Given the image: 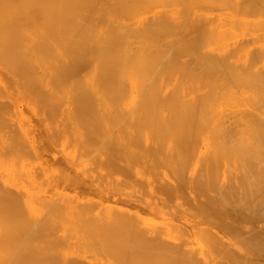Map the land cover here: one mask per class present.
I'll return each mask as SVG.
<instances>
[{"label": "bare ground", "instance_id": "obj_1", "mask_svg": "<svg viewBox=\"0 0 264 264\" xmlns=\"http://www.w3.org/2000/svg\"><path fill=\"white\" fill-rule=\"evenodd\" d=\"M126 1V0H125ZM138 2H139V0H137ZM141 1H145V0H141ZM149 1V6L147 5V7H149V9L151 8H153V6L151 7V5L154 3L153 1H150V0H148ZM147 1V2H148ZM154 1H156V0H154ZM164 1V0H163ZM168 1V0H167ZM167 1L165 2V3H167ZM210 1V0H209ZM216 1V0H215ZM221 1V0H220ZM59 2H61V13L59 14V16L60 15H62V18H60V20H62L63 21V23L64 22H67V21H70L71 22V20H75V17H76V12H77V15L78 16H80L79 17V19L81 20H83V18L82 17H84V22L82 21H79V22H81V24H78V26L80 27L81 26V28L83 29V28H85L86 29V27L88 28V29H86L87 31L89 30V32L91 33V30L92 31H97V30H95V27H96V29H99V28H97L98 27V25H99V27H100V33L102 34V32L103 33H106L105 35H103V36H101V34L99 33V32H93V33H91V36L90 35H88V32L85 30V29H83V30H85L84 32H83V34H82V32H80V30H81V28H79L80 30H79V32H78V29H76L77 30V32L79 33V34H76V31H74V30H71L69 33H68V29L66 30L65 28H66V26H63V25H61V24H63V23H61L60 25H61V28H59L58 27V15H57V13H58V10H57V4H58V0H0V104L2 103H6V105L5 106H3L2 104V106H1V108L3 107V111H4V107H6L7 106V104L9 105H14V106H16V108L14 107V110H15V116L17 117V119L19 120V122H20V124L21 125H23L24 123H25V118L22 116V114H21V111L19 110V108H18V103H19V97H18V95H17V93L19 94V95H23L24 93H23V90L22 89H24V92H25V95H26V93H27V96L28 97H30L31 98V100L32 101H34V100H36V104L38 103V102H40V107L41 108H43V105H42V102H43V104H45L44 106H45V111L43 110V114H44V112H46V114L44 115L45 117H46V119L48 120V122L47 123H49V120H50V123H51V121H53L52 119H51V116H50V112H51V109H52V111H57L58 110V108L56 107V105L59 103H63V107H64V105H65V107L64 108H62L61 107V105H59L62 109H61V115H64V117L62 116L61 117V115L60 116H58V117H60V118H65L66 120H65V122L67 121V119L69 118V122H71V120H72V118H74V116H75V114L76 115H78L79 116V114L81 115H84V114H86V112H88V110H89V113L88 114H90V113H96V112H98V111H96V109L94 110V107L95 106H99V107H101V108H103L102 106H105V105H107L108 104V102H109V105L108 106H110V107H108V108H113V107H111V106H113V105H115V103L117 104V103H121V104H126V103H131L130 105H132V106H128V108L127 109H125V107H123L124 109H125V111H120V113H119V111H116V112H114V110H119V106H118V109L117 108H115V107H117V105H120V104H117L114 108H113V110L111 109H108V110H110V111H112V112H108V115H106V117H104V116H101V113H102V115H104V114H106V113H104L103 114V112H99V114L97 113V114H93L94 116H96L98 119H95V121H93V123L91 122V120H94V118L93 119H91L92 118V116H91V120H90V123H92V124H94V122H97L98 121V123H96L95 125H91V124H89L88 125V123H87V126L85 125L86 123L84 122L85 121V119H83L84 121V123L83 122H81L83 125L82 126H84L83 128H86V127H88V126H93L94 128H95V126H97V124L98 125H101L102 123L105 125V127L104 128H106L105 130H107V129H110V128H112L113 129V127L116 125L115 123H117V122H121L122 120L121 119H119V118H116V116H118V117H120L119 115H116V114H120L121 115V113H122V116H124V114H127V112L126 111H131V113L133 112V117H131L130 119H129V114H130V112H128V116H127V120L126 119H124L125 121H128V122H130V123H128V122H126V123H124V120H123V122H121L120 123V128L121 129H119L118 130V127H117V129L116 128H114V129H116L117 130V133L120 131V130H122V131H120L121 133H124V132H129V136H130V138L132 137V133H135V132H137V131H135V130H138V127L140 128L141 127V125H137V124H139V123H142V121H143V123H144V120H148L149 122L150 121H152V117H154V116H157V118H159V119H157V121L158 120H161V122H163L164 120H165V122H166V120H167V123L169 124L170 122H168L169 121V118H171L170 119V121L172 120V118H173V123H175V121H174V119H176L177 120V125L179 124V126L180 125H182L183 123L182 122H184V125H186L188 122H186L187 120L188 121H190V120H192V121H199V119L200 118H202V120L204 121V120H206V119H204V118H207V120H209V119H211V122H212V118L214 117V120H216L217 118H216V116H217V110H216V107H217V105H216V103H219V101H227V100H231V101H236L237 100V102H239L238 100H240V102H244V100L243 99H245V101H252L253 100V98H254V100L256 99L255 97H260V98H257L258 100L260 99V100H264V44H260V45H258L257 46V44L258 43H260V41L262 42V41H264V38H263V33H261L262 31H264V27H262V26H264V23H262V22H264L262 19V21L259 19V20H257L256 19V22H255V15H256V17L258 16L259 17V15L262 13V15L261 16H264V0H233V2L234 3H232V0H231V2H229V4H230V8H235V10H234V8H233V10L234 11H237V13H234V15H236V14H239V12H240V14H242V15H246V13H247V15H248V13H249V15H248V17L250 18L251 16H254L253 17V20H251V19H247L248 21H247V23H248V26H251V29H254L255 27H258L261 23H262V25H260L259 26V28H257L259 31H260V29H262L263 28V30L262 31H257V29L255 28L254 30H252L253 32H255V31H257V32H259V36L262 34V38H261V36H260V38L262 39V40H256V37L253 39V37H252V39H253V41H252V39H249L250 41H251V43H253L254 41H256V42H254V43H256V45H254L253 47H250L249 46V42L246 40V39H248V38H251V37H248V38H245V39H243V35H244V33H238V34H235V33H233L232 35H231V31H229L230 33V35L232 36V38H231V36H228L227 37V35L228 34H225L226 36V38H222V36H221V34H220V36H217L216 34H218L217 32L215 33V35L217 36L216 38H215V36H213V34L209 37L208 35V37L209 38H211V40H210V42L208 41L209 40V38H206L207 36L206 35H203V36H205V38L206 39H208L207 41H208V44H207V42L206 41H204V40H206L204 37V39L202 38V36L201 37H198V38H202V40H195L196 38L194 37H192V38H185V37H179V38H175L176 36H174V37H172V36H168L167 34H166V32H165V34L167 35V36H164L165 38H162L161 37V35L163 36L164 35V31H167L168 32V30H174L173 29V25H172V27H170L171 26V24H174V22L172 21V18L173 17H167L168 16V14H165L166 13V11H165V13L163 14V13H161V14H158L159 13V11L158 12H155V14L154 15H152V17L153 16H155V17H151V15L150 16H144V18H143V20H142V18L141 19H138V24H136L135 26H132L134 23H131L132 22V20H133V18L131 17V16H129L130 14H132L133 13V10L135 9H137V8H134L133 6H136L135 5V2H133L134 4H133V6H132V2L130 1L129 2V0H127V3L124 5V0H121V2H123L122 3V5H121V2L119 3L118 2V0H115V2H113V0H61V1H59ZM117 2V3H116ZM150 2H153V3H150ZM171 2V1H170ZM181 2V1H180ZM213 3H214V0L212 1ZM224 2H227L228 3V0L227 1H225L224 0ZM113 3V4H112ZM114 3L116 4L115 6H117V4H118V7H116L117 9H115V8H113L112 7V5L114 6ZM146 3V2H145ZM165 3H162L163 5L165 4ZM172 3V2H171ZM185 3V2H184ZM127 4L128 5H130V6H132L133 7V10H129V9H131V7L130 6H127ZM168 4V3H167ZM174 4V3H173ZM172 4V5H173ZM182 4V3H181ZM207 4V3H206ZM221 4V3H220ZM225 4V3H224ZM233 4V5H232ZM156 5H157V3H155V7H156ZM163 5H161V6H163ZM166 5V4H165ZM168 5H170V4H168ZM167 5V6H168ZM175 5V4H174ZM177 5H179V4H177ZM194 5H195V3H194ZM198 5V4H197ZM205 5V4H204ZM114 6V7H115ZM126 6V7H125ZM145 6V5H144ZM144 6H142V7H144ZM183 6V5H182ZM211 6H213V5H211ZM233 6V7H232ZM120 7H122L123 9L124 8H126V9H124V10H126V11H128V13H126V12H120V11H122V8L120 9ZM136 7H138V6H136ZM146 7V8H147ZM159 7V6H158ZM220 7H222V6H220ZM223 7H225V6H223ZM173 8H174V6H173ZM172 8V9H173ZM186 8V7H185ZM210 8V7H209ZM229 8V9H230ZM74 9V10H73ZM141 9V8H140ZM187 9V8H186ZM199 9V8H198ZM60 10V9H59ZM116 10H118V11H116ZM120 10V11H119ZM146 10V9H145ZM145 10H143L142 9V12L143 11H145ZM167 10V9H166ZM176 10H178V8L177 9H175V11ZM180 10H181V8H180ZM183 10V9H182ZM75 11V17L74 16H72L73 18H70L69 20H68V15H70L69 17H71V12L73 13ZM131 11V13L129 14V12ZM141 11V10H140ZM168 11V10H167ZM185 11V10H184ZM209 11V10H208ZM233 11V12H234ZM118 12V13H117ZM120 12V13H119ZM148 12V11H147ZM161 12V11H160ZM186 12H188V11H186ZM100 14V15H98V14ZM129 14L128 16L129 17H131V18H129L128 16H125L126 14ZM134 13H136L137 15H139L141 12H134ZM134 13H133V16H134V18H135V16H137V15H134ZM146 13V11L144 12V14ZM156 13H157V15H156ZM177 13H179L178 11L176 12V14ZM182 13V12H181ZM180 13V14H181ZM188 13H190V12H188ZM119 14H120V18H118L119 17ZM142 14V13H141ZM171 14V13H170ZM227 14V13H226ZM251 14V15H250ZM258 14V15H257ZM123 15V16H122ZM179 15V14H178ZM188 15V14H187ZM198 15V14H197ZM232 15V14H231ZM242 15H241V17H242ZM77 16V17H78ZM176 16V15H175ZM191 16V15H190ZM237 16V15H236ZM122 17H125V19L123 18V21H122ZM127 17V18H126ZM199 17V16H198ZM244 17V16H243ZM246 17V16H245ZM247 17V18H248ZM86 18H87V22L88 23H90V21L92 22V24H91V26H90V24L88 25L87 24V22H86ZM88 18H90L89 20H88ZM170 18V19H169ZM65 19H67V20H65ZM77 19V18H76ZM79 19H77V21L79 20ZM119 19H121V20H119ZM176 18L174 17V19L173 20H175ZM185 19V18H184ZM197 19V18H196ZM126 20V21H125ZM128 20H131V22H128V24L130 23V25H128V24H125ZM139 20H141V21H139ZM191 20V19H190ZM199 20H200V18H199ZM239 20V19H238ZM251 20V21H250ZM72 21V22H73ZM77 21H75V22H77ZM180 21V20H179ZM187 21V20H186ZM210 21V20H209ZM243 21V20H242ZM241 20H240V24H241V22H242ZM245 21V20H244ZM243 21V22H244ZM260 21V22H259ZM70 22H68V23H66L67 25L68 24H70ZM78 22V23H79ZM123 22V23H122ZM125 22V23H124ZM173 22V23H172ZM175 22H177V21H175ZM181 22H183L184 23V20L183 21H181ZM180 22V23H181ZM188 22V21H187ZM186 22V23H187ZM229 22V21H228ZM235 22H237L236 20L235 21H232L231 20V27H233V25H235ZM238 22L236 23V24H238ZM246 22V21H245ZM244 22V24L246 25V23ZM87 25H86V24ZM179 23V22H178ZM177 23V24H178ZM213 23V22H212ZM257 23H260L258 26H255V24H257ZM65 24V25H66ZM73 24H74V22H73ZM76 24V23H75ZM82 24H85L86 25V27H85V25H83V27H82ZM238 25V27L239 28H242V30L245 28V29H249V30H251L250 29V27H248L247 25H246V27H244L243 28V26H244V24L242 25V27H241V25ZM71 25V24H70ZM94 27H93V26ZM170 25V26H169ZM175 26H176V23L174 24ZM180 25V24H179ZM178 25V26H179ZM187 25V24H186ZM191 25V24H190ZM225 25V24H224ZM229 25V24H228ZM252 25L253 26H255V27H253L252 28ZM72 26V25H71ZM75 26V25H74ZM73 26V27H74ZM166 26H169V27H167V28H164V27H166ZM174 26V27H175ZM182 26V25H181ZM181 26H179V27H181ZM230 26V25H229ZM76 27H77V24H76ZM75 27V28H76ZM89 27H90V29H89ZM92 27V28H91ZM221 27V26H220ZM223 27V26H222ZM234 27H236V26H234ZM261 27V28H260ZM71 29H73L72 27H70ZM74 28V29H75ZM176 28H177V26H176ZM103 29V30H102ZM168 29V30H167ZM232 29V28H231ZM235 29H237V27L235 28ZM234 29V30H235ZM82 30V31H83ZM163 30V34L161 33L160 34V36L158 35H156V32H161ZM171 30H170V32H171ZM176 30V29H175ZM177 30H178V28H177ZM203 30V29H202ZM226 30V29H225ZM75 33H74V32ZM201 31V30H200ZM223 31V30H222ZM236 31V30H235ZM238 31V30H237ZM239 31H241V30H239ZM252 31H251V33H252ZM72 32L74 33V34H76V35H74V34H72ZM86 32V34H84ZM158 32V33H159ZM170 32H168V33H170ZM203 32V31H202ZM250 32V31H249ZM89 33V34H90ZM97 33H99L100 34V37L98 36L97 38H95L94 36H96V34ZM110 33V35H108V34ZM153 33H155V35H151V34H153ZM157 33V34H158ZM214 33V32H213ZM222 33V32H221ZM226 33V32H225ZM247 33V32H246ZM82 35V36H80V38L78 37V38H76V37H74V36H79V35ZM92 34H94V35H92ZM171 34V33H170ZM199 34V33H198ZM203 34V33H202ZM224 34V33H223ZM248 34V33H247ZM73 35V36H72ZM88 35V36H87ZM236 35H238V36H236ZM255 35H257V34H255ZM86 36H87V38H89V36H90V38L88 39V41L86 40ZM192 36H194V35H192ZM196 36V35H195ZM74 37V38H73ZM82 37V38H81ZM169 37H170V39H169ZM172 37V38H171ZM220 37V38H219ZM85 38V39H84ZM93 38H95V39H93ZM197 38V39H198ZM253 43V44H254ZM205 47H207V48H205ZM203 49V48H205L204 50H201V49ZM198 49H200L201 51H199ZM101 86L102 88H100L99 86ZM37 86H38V88H37ZM98 86V87H97ZM98 88H100V89H98ZM250 88H251V90H250ZM255 89V91L253 90V89ZM26 89V90H25ZM249 89V90H248ZM20 90V92L22 93V94H20L18 91ZM253 90V91H252ZM25 95H24V98H25ZM29 98V99H30ZM247 98H248V100H247ZM22 99V98H21ZM34 99V100H33ZM250 99H252V100H250ZM27 100V99H26ZM116 100V102H114ZM21 101V100H20ZM31 101V102H32ZM100 101H102L101 102V104L102 105H100ZM104 101H105V103H104ZM118 101V102H117ZM96 104H95V103ZM112 102V103H111ZM25 103V102H24ZM35 103V102H34ZM87 104V103H93V105H95V106H93V111L94 112H90V110L92 111V106H91V104H90V106L91 107H89V109L88 110H85V106L86 105H84V104ZM51 105V107L53 106L52 104H55L51 109H50V105ZM76 106H75V105ZM88 104V105H89ZM98 104V105H97ZM104 104V105H103ZM10 105L7 107V109L9 110V108H10ZM32 105H34V104H32ZM47 105V106H46ZM87 105V106H88ZM36 106V105H35ZM121 106V105H120ZM20 107V106H19ZM27 107V106H26ZM37 107V106H36ZM40 107H38V108H40ZM85 107V108H84ZM107 107H105V108H107ZM122 107V106H121ZM129 107H132V108H129ZM47 108L48 109H50V110H47ZM54 108H55V110H54ZM100 108V109H101ZM6 109V108H5ZM35 109V108H34ZM60 109V108H59ZM87 109V108H86ZM121 110H122V108H120ZM1 111L0 112H3L2 111V109H0ZM14 110H12V107H11V111L13 112ZM37 110V109H36ZM42 111V110H41ZM41 111H40V114H41ZM50 111V112H49ZM96 111V112H95ZM106 111H107V109H106ZM238 111H239V109H238ZM10 112V111H9ZM8 112V113H9ZM35 112V111H34ZM48 112H49V114H48ZM113 112L114 113H116V114H113ZM125 112V113H124ZM8 113H6L5 111H4V113H1L3 116H4V114H8ZM27 113V112H26ZM52 113V112H51ZM66 113H68V115L70 114V116L68 117V115L65 117V115H66ZM109 113H111V114H109ZM216 113V115H214ZM13 114V113H12ZM58 114H60V113H58ZM72 114H74V116L72 115ZM134 114H137V115H135L136 116V118H138L137 116L138 115H140L141 117L142 116H144L143 118H141V117H139L138 119H143V120H133V118H134ZM9 115H11V114H9ZM36 115V114H35ZM52 115V118L54 117V119H56V117L55 116H53V114H51ZM55 115V114H54ZM73 117H72V116ZM81 115V116H82ZM114 115V116H113ZM131 115V114H130ZM1 116V115H0ZM30 116H31V114H30ZM33 116V115H32ZM38 116V115H37ZM48 116H50V119H48L47 117ZM86 116H87V114H86ZM89 117H90V115H88ZM109 116V118H107ZM110 116H112V119H111V117ZM146 116L147 117H149V119H147L146 118ZM57 117V118H58ZM68 117V118H67ZM70 117H72L71 119H70ZM85 117V116H84ZM116 119H119V121L117 120V121H114V120H116ZM2 118V117H1ZM5 118V117H4ZM31 118V117H30ZM59 118V120H61ZM108 120V121H110V122H108V125H106L105 123H104V121L103 120H106V119ZM125 118V117H124ZM152 118V119H151ZM163 120H162V119ZM165 118V119H164ZM166 118H168V119H166ZM76 119V118H75ZM78 119H80V117L78 118ZM77 119V120H78ZM89 119V118H88ZM88 119H86V121L88 120ZM99 119H102V121L100 120V122H99ZM129 119V120H128ZM1 120V119H0ZM10 120H12V119H10ZM27 120V119H26ZM44 120V119H43ZM42 120V121H43ZM76 120V121H77ZM106 120V121H107ZM111 120H112V122L115 124V125H111L112 124V122H111ZM121 120V121H120ZM130 120H133V122H138L139 121V123H134L136 126H138L136 129L133 127H131L130 125H134L133 124V122L132 121H130ZM154 120L155 121H153V123L154 122H156V117L154 118ZM179 120H183L182 122H180ZM206 120V121H207ZM4 121V120H3ZM6 121H8V119L6 120ZM29 121V120H28ZM62 121V120H61ZM66 122L67 124H65V126H67V125H69L70 123L69 122ZM75 120H74V123L76 122ZM81 121V120H80ZM105 121V122H106ZM172 121H171V125L173 124L172 123ZM178 121L181 123H178ZM194 121V122H195ZM203 121H201L200 120V128L201 127H203V126H201L202 125V122ZM5 122V121H4ZM36 122H38V121H35V123ZM44 122V121H43ZM56 122V121H55ZM63 123H64V119H63V121H62ZM79 122V121H78ZM132 122V123H131ZM160 122V121H159ZM191 122V121H190ZM188 123L187 125H188V127H190V129H191V125H192V123L194 124V122H192V123ZM210 122V123H211ZM215 123H216V121H214ZM3 123V122H2ZM7 123V122H6ZM13 123H14V120H13ZM12 123V124H13ZM34 123V124H35ZM59 123H60V121H59ZM69 123V124H68ZM74 123L72 122V126L73 127H71V128H74ZM80 123V122H79ZM80 123V124H81ZM110 123V124H109ZM128 123V125L130 126L129 128L130 129H133L132 131H135V132H132L131 131V134H130V129L129 130H126V129H128L127 127H128V125H126ZM143 123H142V127L144 128L148 123L146 122V123H144V126H143ZM151 123V124H150ZM147 126V128H149L150 129V132L147 130H145L146 131V136L148 135H151L152 134V132H154V129H153V127L151 126V125H154V127H155V123L153 124L152 122H150ZM158 122H156V124H157ZM176 123L175 124H173L174 125V129H176L177 128V125H176ZM199 123H196L197 125H199ZM42 124V123H41ZM55 125V123H53L52 122V125ZM78 124V123H77ZM76 124V125H77ZM77 125V126H75V129H76V127L77 128H79L80 127V129H79V131L81 130V128H82V126L81 125ZM123 124H125V126H126V128H125V126L123 125ZM164 124V122L163 123H161V127H159V128H157V127H155V129L157 130V129H159V133H160V131L162 130L161 128L164 126L163 125ZM166 124V123H165ZM195 124V125H196ZM205 124V123H204ZM207 124V123H206ZM205 124V125H206ZM217 124L218 123H216L215 125H211L212 127H210V124H208L209 125V127L211 128L210 130H212V133H215L216 132V128H217ZM8 125V124H7ZM62 125V124H61ZM119 125V123H117V125L116 126H118ZM121 125H123V126H121ZM149 125L152 127V129H151V127H149ZM158 125V124H157ZM176 125V126H175ZM186 125V126H187ZM194 125V126H195ZM205 125H204V127H205ZM207 125V126H208ZM234 124H232V127H231V124L229 123V124H223V126H221L222 127V129H220V128H218V131H219V129H220V132L222 133V132H224L225 134H227V132H231L232 133V129H234V131L235 130H237L238 128H240V127H235V125L233 126ZM13 126L14 127H16V125H15V123L13 124ZM24 126V125H23ZM27 126V125H26ZM65 126H61V127H63L62 129H60L58 126H55V127H57L56 128V130H59L60 129V131H58L59 133H57V136H58V134H60V133H62L61 131H63V129H64V133L65 132H69L68 130H66L67 128H69L70 127V125H69V127H65ZM102 126L103 125H101V127L100 128H102ZM107 126H112V127H108L107 128ZM115 126V127H116ZM166 126H167V124H166ZM178 126V127H179ZM193 126V125H192ZM206 126V127H207ZM219 126V125H218ZM237 126H239V124L237 125ZM245 126V125H244ZM242 127V131H246L247 130V128H249V129H254L253 127H250V125H249V127L246 125L245 127H247V128H245V127ZM8 127H10V126H8ZM42 127V126H41ZM122 127H123V129H124V131H123V129H122ZM165 127V126H164ZM168 128H169V126H167ZM171 127L173 128V126H170V128L168 129V130H170L171 129ZM184 127V126H183ZM196 127V126H195ZM205 127V129L206 130H208L207 128ZM17 128V127H16ZM27 128V127H26ZM90 128V127H89ZM92 128V127H91ZM91 128L89 129L90 131H91V133H92V130L94 129H92L91 130ZM99 127H97V129H98ZM180 128H182V127H180ZM193 128V127H192ZM198 128H199V126H198ZM199 128V129H200ZM237 128V129H236ZM244 128V129H243ZM9 129H12V128H9ZM29 129H31V128H29ZM28 129V130H29ZM43 129V127L40 129V132H41V130ZM88 129V128H87ZM97 129H96V132L94 131V133H92V134H96L97 133ZM114 129L113 130H111L112 132H115L114 131ZM161 129V130H160ZM165 129V130H164ZM173 129V130H174ZM184 130L186 129V127L185 128H183ZM195 129V128H194ZM246 129V130H245ZM248 129V130H249ZM257 129H260V130H263L264 131V127L263 126H259V127H257ZM17 131L19 130L18 128L16 129ZM16 130H15V132H16ZM66 130V131H65ZM74 131V135L76 136V135H78V133H76L75 134V131H77L78 129H76V130H74V129H71V131ZM86 130V129H85ZM84 129H83V131L85 132H83V134H82V132H79L80 134H82L83 136H82V138L84 137V134H86V131H85ZM95 130V129H94ZM103 132L102 133H105L104 131L105 130H103V129H101ZM101 130L100 131H98V136H99V134L101 133ZM153 130V131H152ZM167 129L166 128H163V131H165L166 132V138H167V136L169 137V135L171 136V137H169V141H170V138H175V137H177V136H179V132H178V130H179V128H178V130L176 131L175 130V132H178L177 134L176 133H171V132H168L167 133V131H166ZM172 130V131H173ZM184 130H183V133H184V135H185V132H184ZM187 130V129H186ZM189 130V129H188ZM188 130H187V132H188ZM193 130V129H192ZM192 130H189V133L192 131ZM201 130H203L202 131V133L204 134L206 131L204 130V129H201ZM201 130L199 131V130H197L199 133H201ZM210 130L208 131V132H210ZM256 130V129H255ZM11 131H13V129L12 130H8V128H6V126L4 127L2 124H0V132H2L3 133V140L2 141H0V142H2V146H3V148H5V149H3L4 151L6 150V148L7 149H9L8 147H10V146H8V142H9V140L11 141L13 138H11L10 139V136H9V133L10 134H12L13 132H11ZM33 131V130H32ZM31 131V132H32ZM108 131V130H107ZM110 131V130H109ZM139 132L141 131L142 133H144L143 131H144V129L142 130V129H139L138 130ZM179 131H181V129L179 130ZM205 131V132H204ZM233 131V132H234ZM239 131V130H238ZM252 131V130H251ZM254 131V130H253ZM258 131V130H257ZM14 132V133H15ZM155 132H157V131H155ZM155 132L153 133L154 135H155ZM174 132V131H173ZM195 132V131H194ZM192 133V134H195V133ZM207 132V134L209 135V133ZM240 132V131H239ZM12 134V135H20L21 136V132H20V134H19V131L16 133V134ZM39 133V132H38ZM63 133V134H64ZM72 133V132H71ZM100 134L101 135V137H100V139H103L104 137H102V136H104L103 134ZM106 133H108V132H106ZM116 133V134H117ZM142 133H137V134H133L135 137H138L139 139H136L135 138V140H141L140 141V146H141V144H142V146H143V136H140ZM147 133H149V134H147ZM151 133V134H150ZM158 132L156 133L157 134V136H158V134H159ZM164 132H161V135L163 134ZM171 133V134H170ZM198 133V138L195 136V135H192V137L193 138H197V141L199 140L200 141V139H199V135H201V134H199ZM236 133H238L237 131H236ZM247 133V134H246ZM249 133H251L250 132V130H249ZM247 131L244 133V135L246 134L247 136H248V134H249ZM260 133V132H259ZM63 134H61V136H63ZM66 134V133H65ZM88 134V133H87ZM90 134V133H89ZM92 134H90L91 136H93ZM96 134V135H97ZM111 134V133H110ZM113 135H115V137L114 136H112V135H109L108 136V138H109V141L107 140V142H111V144L113 143V140H114V143H116L115 141H117V139H120V137H121V135L122 136H125L126 137V133H125V135L124 134H119V137H117L116 136V134H114V133H112ZM128 134V133H127ZM138 134H140L139 136H137ZM152 134V138H150L151 140L153 139V141H154V137L156 136H154ZM169 134V135H168ZM172 134H174V136H172ZM181 134V133H180ZM188 133H186V135H187ZM220 134V133H219ZM230 134V133H229ZM235 134V133H234ZM233 134V135H234ZM242 134V133H241ZM16 135V137H19V136H17ZM47 135V134H46ZM52 135L54 136V140H58V137L55 135V134H53V132H52ZM68 135V137H70L69 136V133H67L66 134V136ZM90 135H88L87 136V138L88 137H90ZM95 135V137L93 138V139H95V140H93V145L94 146H96V147H99L98 148V151H97V149H91V148H93V147H91V148H88L89 147V145H91L92 144V142H88V139H83V141L84 142H86V140H87V144H85V145H88V143H89V145H88V147H85V145H83V147H85L84 149H80L81 151H83L84 150V152L86 151V148H88L87 150L89 151L90 149L92 150V151H94L93 153L91 152V150L89 151V152H87V154H89V155H87L86 154V152L85 153H83V152H81V154H82V159L84 158V161L85 160H87L86 158V156H88V159H89V157H90V155L91 154H93V155H91V161H92V159L94 158V156L96 157V156H99L100 157V155L99 154H104L103 156V159L104 158H107L108 159V161H110V162H113V164H116L118 167H116V166H114L112 163H111V165H112V168H110L111 167V165H110V167H107L106 168V166H107V164L105 165L104 163H107L108 161L107 160H105L106 162H104L103 164L101 163V164H95L94 162H91L90 161V163L92 164H95L93 167H92V169H91V167H90V171L92 170V171H94L95 173H97L96 171H95V169H93L96 165L98 166V165H101V166H99L100 167V169L102 168V169H104V171L106 172V175L107 176H109V178L111 177L110 175H111V173H112V171H113V174H114V170H113V168L114 169H116V168H118L119 169V166L121 167V166H123L122 168L123 169H121L120 168V171L119 172H122V174L125 176V178L123 177V179H121L122 181L125 179V180H127L128 181V179H129V177H130V173H132L133 175H135V173L136 172H134V169H132L131 167H130V165L128 164L129 162L128 161H130L131 159L130 158H132L133 156L135 157V159L134 158H132L134 161V163H135V165H136V162H137V164H138V162H139V164L138 165H136V166H138L140 169L138 170L139 171V173H140V175H141V173L143 174V176H142V179H145L144 178V171H143V168H144V170H146L145 171V174H146V172H147V168H146V165L145 164H149L148 162H146V163H144L143 165H144V167H143V165H142V163H143V161H142V159H144V158H142V159H139V161H136V160H138V158H141V156L142 157H147V155L148 154H150V152L151 151H153V150H155L154 148H153V145H151V143H150V139H149V137H148V140H147V143H146V145L143 147L144 149L145 148H147L146 146H148L149 145V143H150V145L152 146V147H150V148H152V149H150L149 150V153L147 154V152L145 153V151L146 150H141L142 149V147L140 148L139 147V150H141L142 151V154H141V156H140V154H138V153H136V151L137 152H139L138 151V149H137V147H136V151H135V146L137 145L138 146V144H139V142L137 141H135L133 138L134 137H132V139L134 140V143L131 141V144H129L130 143V138H128L129 136L127 135V138L129 139H127L126 138V140L127 141H129L128 143H126V141H125V137H121V139L124 141V145H123V147L121 148V146H122V141L119 143V141L120 140H118L117 141V143H119V144H121V146H119V145H117V143L115 144V145H117V147L119 148H117L114 144V146L112 147V146H110L109 144V147H112V151L114 150V152H116V151H118V152H116L115 154H117V153H119L122 149L124 150V152H127L128 151V153H119L120 154V156H119V154H118V156L117 157H119V159L121 158V155H128V154H130L131 152L129 151V150H127L128 149V147H126V146H130V145H132V143L133 144H135L133 147V151H132V155L133 154H136V155H133L132 157H129V155L127 156V157H129V158H127L126 156H122L123 158L121 159V161L123 162L124 161V163H125V166H126V164L129 166V168H127L128 170L129 169H132V171H130V172H128L127 174H128V176H127V174L124 172L123 173V171H125V169H124V163H122V165H119V162H120V164H121V161H119V159H117V157H116V155L114 154L113 155V153H111V151H109V150H111L109 147H107L108 149V151L104 148V146H103V148L102 147H100L101 145H100V142H101V140H100V142L98 141L99 139H97L96 137H98V136H96ZM143 135V134H142ZM160 135V134H159ZM161 135H160V137H161ZM175 135H177V136H175ZM188 135H190V134H188ZM213 135V134H212ZM215 135H218V132H216L215 133ZM222 135H223V133H222ZM231 135V134H230ZM262 135H263V132H262ZM1 136V137H2ZM56 136V137H55ZM75 136L73 137L74 138V140H75V144L77 145L78 143H79V145L78 146H76V148L77 147H79L80 145H81V143H82V138L80 139L81 140V143L80 142H78L77 141V143H76V138H77V136H76V138H75ZM80 137H81V135H79ZM86 136V135H85ZM182 136H183V134H182ZM181 136V137H182ZM202 137H203V135H201ZM211 136V135H210ZM221 136V135H220ZM239 136H241L240 135V133H239ZM239 136H237L238 137V139H239ZM252 136V135H251ZM14 137V136H13ZM47 137H49V136H47ZM52 137V136H51ZM65 137V136H64ZM115 139H114V138ZM142 139H141V138ZM159 137V136H158ZM163 137H164V134H163ZM163 137L162 138H157V140H160V139H162V140H165V139H163ZM181 137H179V139L181 138ZM185 137V136H184ZM190 137V139H191V136H188V138ZM213 137H215L214 135L212 136V138ZM219 137V136H218ZM223 137V136H222ZM221 137V138H222ZM227 137H229L230 138V136L228 135ZM237 137H235L236 139H237ZM264 137V136H263ZM22 138V137H21ZM29 138V137H28ZM59 138H60V135H59ZM66 138V137H65ZM79 138V137H78ZM84 138H86V137H84ZM92 138L90 137V140H92ZM99 138V137H98ZM106 138H107V135H106ZM105 138V139H106ZM107 138V139H108ZM117 138V139H116ZM174 138L171 140L172 142L171 143H173V140H174ZM183 138V137H182ZM185 138H187V137H185ZM192 138V139H193ZM203 138H207V139H209V137L207 136V135H205V137H203ZM203 138H201V139H203ZM216 138H217V136L215 137V141H212V144H211V141H209L210 142V147H211V149L209 148V146L207 145V147L209 148V149H207V151H208V153H207V157H205V155H201V150L200 151H198L199 153H198V159L199 160H201L202 161V163H201V165L203 164V162H205V161H207V166H210L211 167V165L212 164H214V163H217V162H215L213 159H212V157H214L215 158V156H216V158L215 159H220V158H223V157H221V156H219L218 157V155L220 154V153H222V152H220V153H217V152H219L220 151V146H219V144L217 145L216 143H217V141H219V140H217L216 141ZM220 137H219V139H221ZM226 137H225V135H224V138L223 139H225ZM229 138H228V141H229ZM231 138H232V136H231ZM235 138H233V140L235 139ZM242 138V137H241ZM17 139H19V138H17ZM23 139V138H22ZM22 139H19V140H21V141H19V142H23L22 141ZM31 139H33V138H31ZM42 139V138H41ZM96 139H97V141H98V143L99 144H97V145H95L94 143H95V141H96ZM111 139H113L112 141H111ZM168 139V138H167ZM167 139H166V141H167ZM177 139V143H179V141H178V137L177 138H175V140ZM184 139V138H183ZM191 139V140H192ZM211 139V138H210ZM209 139V140H210ZM235 139V140H236ZM237 139V140H238ZM245 139V138H244ZM249 139H251V137H249ZM16 139H14V141H15ZM61 140V139H60ZM69 140H71V139H69ZM69 140H67V144H68V142H71V141H69ZM73 140V139H72ZM162 140L160 141V142H158V143H156V141H154L155 143H154V145H157V146H154V147H160V148H162V146L164 145L165 146V144H166V142H164L165 144H162L161 142H162ZM174 140V141H175ZM189 140V139H188ZM188 140H187V142H186V140H182L183 141V143H184V145L187 147L188 145H190L191 144V142H190V140H189V142H188ZM227 140V139H226ZM231 140V139H230ZM234 140V141H235ZM247 140H248V138H247ZM253 140V139H252ZM258 140V139H257ZM259 140H262V139H259ZM258 140V142H260ZM97 141H96V143H97ZM149 141V142H148ZM153 141H151L152 143H153ZM194 141V140H193ZM196 141V140H195ZM222 142H223V144H225V143H228L227 141L224 143V141L223 140H221ZM233 141V142H234ZM241 141V140H240ZM245 141V140H244ZM263 141H264V138H263ZM51 142V141H50ZM65 142V141H64ZM106 142V141H105ZM105 142H103L102 141V143H104L105 144ZM106 142V143H107ZM136 142V143H135ZM176 142H174V144H172V145H175L176 144ZM181 142V141H180ZM249 142V141H248ZM10 143V142H9ZM13 143V144H12ZM17 143V142H16ZM52 143V142H51ZM159 143H161L162 144V146H160V145H158ZM182 143V142H181ZM183 143H182V146H184L183 145ZM186 143V144H185ZM187 143H189L188 145H187ZM207 143V142H206ZM220 144H221V142H219ZM230 143H232L231 141H230ZM230 143H229V146H230ZM243 143V142H242ZM247 143V142H246ZM245 143V145L249 148V145L248 144H246ZM264 142H260V143H258V145L259 144H263ZM11 144H12V148H15V143L14 142H11ZM21 144V143H20ZM37 143L35 142V145H36ZM54 144V143H53ZM64 144V143H63ZM63 144H61V146L63 145ZM125 144H126V146H125ZM148 144V145H147ZM195 144H199L198 146H200V143L198 142H195ZM207 144H209V143H207ZM216 144V145H215ZM232 144H234V143H232ZM232 144H231V148L232 147H234L235 146V144H234V146H232ZM249 144H250V142H249ZM255 144V143H254ZM13 145H14V147H13ZM18 145H19V143H18ZM22 145V144H21ZM26 145V144H25ZM55 145V144H54ZM74 145V143L73 144H68V146H70V147H72ZM81 145V146H82ZM98 145H100V146H98ZM169 145V144H168ZM172 145H170L171 146V148H169L168 146H167V149H172L173 148V146ZM228 145V144H227ZM226 145V146H227ZM237 145V144H236ZM242 145V144H241ZM16 146H17V144H16ZM57 146V145H56ZM92 146V145H91ZM106 146H107V144H106ZM124 146H125V148H124ZM181 146V145H180ZM182 146L181 147H179L178 146V144H177V146L175 145V149H176V147H178V148H181V149H179V151L183 154V152H184V154H185V152L187 151V148H185V147H183V148H185V149H183L182 148ZM193 146H195L194 145V142H192V146H191V148L195 151V148H196V150L198 149L197 147L198 146H195V147H193ZM204 146H205V144H204ZM217 146L219 147V149H217ZM224 146V145H223ZM223 146H222V148H223ZM228 146V147H229ZM239 146H240V144H239ZM254 146V145H253ZM262 146V149H263V145H261ZM18 147H20V146H18ZM23 147H27V146H24V142H23V146L21 147V152L23 151ZM48 147V146H47ZM82 147V148H83ZM116 147V148H115ZM206 146H205V150H206V148H207ZM238 147V146H237ZM242 147V149H243V147L244 146H241ZM257 147V148H256ZM256 147H254L255 149H256V151L254 152V150H253V148L251 149L252 151H250V149H248L249 150V152H254V154L255 155H258L257 156V160L256 161H258L259 160V158L258 157H260V155H262V153L260 154L259 152H261V148H260V146H257L256 145ZM260 149H259V148ZM11 148V147H10ZM66 147H64V149H65ZM75 148V150L76 151H74V152H77L79 149H76ZM95 148V147H94ZM100 148H102V149H100ZM116 149V151H115V149ZM127 148V149H126ZM131 148V147H130ZM129 148V149H130ZM160 148L158 149V148H156V149H158V150H160ZM165 148V147H164ZM189 149H190V147H188ZM230 147H229V149H231ZM235 148V147H234ZM234 148H232V149H234ZM16 149V148H15ZM106 150V151H104V150ZM118 149V150H117ZM148 149H149V146H148ZM148 149H147V151H148ZM184 151H183V150ZM215 149H217L216 150V152H214V153H217L218 155H213L212 157H211V155H210V163L212 162V160L214 161L213 163H211V165H210V163H209V156H208V154H210L209 153V151H211V152H213ZM224 149V154L223 155H225V147L223 148ZM232 149H231V151H232ZM237 150H238V148H236ZM245 149H247V148H245ZM257 149H259V152H257L258 150ZM101 151V153H99L100 151ZM102 150L104 151L103 153H102ZM120 150V151H119ZM127 150V151H126ZM131 150V149H130ZM158 150H156L155 152H156V154H158V152L160 153L161 151H158ZM193 150L191 151V149H190V151H187L186 152V158L187 159H184L185 158V155L183 154V155H180V154H178L179 156H181V157H184V158H180V157H178L177 155H174V153L175 152H177V151H174L173 149H172V151L174 152V153H172V151H170L169 150V152L171 153H165V154H168V155H171L172 156V154H173V158L176 156L177 157V159L179 158V159H181V160H186V161H188V162H186L185 161V163L186 164H189L190 162H189V160L190 159H192L191 160V162L193 161V158H194V156H196V151H195V153L193 152ZM222 150V149H221ZM240 150V149H239ZM247 150V151H248ZM20 151V150H19ZM28 151V150H27ZM29 151H31V150H29ZM36 151V150H35ZM98 152V154H95L96 152ZM140 151V152H141ZM158 151V152H157ZM164 151H165V149L163 150V154H162V156H164ZM167 151V150H166ZM229 150H228V148H227V152H228ZM236 151V150H235ZM262 151H264V150H262ZM6 152V151H5ZM11 152V151H10ZM16 152V151H15ZM80 152L78 151L77 153L79 154H76L75 156H73L75 159L79 156H81V154H80ZM91 152V153H90ZM106 152H109L108 154L109 155H113V156H115L114 158H116L117 159V161H118V164L116 163V160L114 159L113 160V158L112 157H110ZM155 152H152V154L154 153L155 154ZM193 152V153H192ZM239 152V151H238ZM1 153H3V151H1ZM8 153H9V150H8ZM13 153V150H12V152L10 153V156H11V154ZM17 153H18V151H17ZM24 153H25V151H24ZM24 153H22V154H24ZM26 153H29V152H26ZM179 153V152H178ZM229 153L231 154V152L229 151ZM242 151H241V155L240 156H242ZM248 153V152H247ZM252 153H251V155H252ZM257 153H259V154H257ZM15 154V153H14ZM14 154H12V155H14ZM19 155L21 154L20 152L18 153ZM31 155H32V153H30ZM86 154V155H85ZM107 154V155H106ZM139 156H138V155ZM155 154V155H156ZM189 154V155H188ZM192 154H194V156H192ZM204 154V153H203ZM234 154V153H233ZM236 154V153H235ZM250 153H248L247 155H249ZM252 155L251 157H254L253 158V161H254V159H256L255 158V155ZM263 154H264V152H263ZM2 155V154H1ZM6 155H7V152H6ZM5 155V156H6ZM83 155H85L84 157H83ZM111 155V156H112ZM143 155H145V156H143ZM161 155V153L159 154V156ZM168 155L165 157L164 156V158H165V160H162V159H164V158H162V156L160 157V158H162L161 160H162V163H161V160H160V158H158L159 156L157 155V156H154V157H157L156 159H158V160H156V159H154L153 158V160H154V162H155V160H156V164H155V166H157V164L159 165V163H157V162H159L160 161V163L161 164H164L165 163V165H167L168 163H167V157H168ZM191 155V156H190ZM237 155V154H236ZM243 155H246L245 154V152H244V154ZM21 157H24V156H22V155H20ZM53 156V155H52ZM106 156V157H105ZM109 158H108V157ZM137 156V157H136ZM149 156V155H148ZM151 156V155H150ZM169 157L168 159L169 160H171V159H173L172 157ZM200 156H203L204 158H201L200 159ZM228 155L226 154V157H227ZM233 157V156H235V155H229V157ZM238 156V155H237ZM239 156V157H240ZM264 156V155H263ZM263 156H262V158H263ZM14 157V156H13ZM18 157V156H17ZM25 157H32V156H25ZM86 157V158H85ZM99 157H97V159H93V161H96L97 160V162L96 163H98V158ZM188 157H190V158H188ZM192 157V158H191ZM228 157V158H229ZM230 157V158H231ZM236 157V156H235ZM250 157V156H249ZM248 157V158H249ZM249 158V160H250V162H248L247 160H246V158H244L243 159V161H241V163H240V165H239V163L236 161V163H235V166L234 167H237L238 165V167H240L241 165H242V167H240V168H244V169H246V168H248V170H249V167H246L247 166V163L249 164H255L251 159L252 158ZM1 158H2V156H1ZM5 158V157H4ZM16 157H14V159H15ZM111 158H112V161H111ZM137 158V159H136ZM208 159V160H206V159ZM225 158V157H224ZM223 158V159H224ZM229 158V159H230ZM261 158V159H262ZM8 159H9V157H8ZM12 159V158H11ZM16 159H18V158H16ZM75 159H74V162H76L75 161ZM110 159V160H109ZM124 159V160H123ZM126 159L128 160L127 161V163H126ZM148 160H150V162H152V160H151V157H150V159L149 158H147ZM147 159H145L146 161H147ZM189 159V160H188ZM232 159V158H231ZM234 159V158H233ZM236 159H237V157H236ZM236 159H234V161L236 160ZM260 159V160H261ZM1 160V159H0ZM3 160V159H2ZM6 160V159H5ZM5 160H3V161H5ZM70 160V159H69ZM72 160H73V158H72ZM90 160V159H89ZM101 160V162H102V159H100ZM142 162H141V161ZM199 160H197V162L196 163H198L197 165V168H195L196 170H197V173L199 174V175H201V177H199V175H198V177H196L197 175L196 174H193L195 177H192V185L194 184V183H196L197 182V184H194V186H193V188L195 187V190L194 191H196V192H198V193H195L194 191H193V189H191V192H192V194H193V196L194 195H197V199H196V196H194L195 198H193L194 200H195V207H198L199 205H197V204H199V203H201V201H202V203L204 202H208L207 200V198H208V196L207 195H209V194H207V192H206V194L204 193V194H202V192H205V191H203V190H206L205 188V185H204V182L203 181H197V179L198 180H204V177H202V176H204L203 174H204V169L202 168H200V170H199V167H201V166H199L200 165V162L201 161H199ZM221 160V159H220ZM225 160V159H224ZM224 160L222 161V162H224ZM240 160H242V159H240ZM239 159H238V161H240ZM259 160V161H260ZM264 160V159H263ZM263 160H261V161H263ZM83 161V160H82ZM88 161V160H87ZM115 161V162H114ZM136 161V162H135ZM163 161H166V162H163ZM172 161V160H171ZM169 162L170 164L172 163V162ZM195 161V160H194ZM217 161V160H216ZM219 161V160H218ZM226 161H227V159H226ZM258 161V162H259ZM141 162V163H140ZM145 162V161H144ZM154 162H152L153 163V165L151 166V169L153 170L154 168ZM175 162H177V161H175ZM228 162H231V160L230 161H228ZM228 162H226V163H224L225 164V167H227V166H229L230 165V163H229V165H227L226 166V164H228ZM253 162V163H252ZM258 162L256 163V164H258ZM264 162V161H263ZM36 163V162H35ZM167 163V164H166ZM173 163H174V159H173ZM169 164V167H171L172 168V170L174 169V170H176V168H178V171H174L175 173L176 172H178V176H177V174H175L174 172H173V174H174V176H177V177H179V176H184V174L183 173H181V171H179V169L181 168L182 169V172H187L186 170H188V169H186V167H189L190 166V169H191V165L189 164V166H187V165H185L184 164V162H183V164L185 165V167L183 166V164H182V161L180 162L182 165H181V167L179 168L178 167V165L180 164L179 163V160H178V165L176 164V163H174L176 166H174V164ZM218 163H220L221 165L220 166H218L217 167V165H219V164H216V168H215V166L213 165L210 169H212V168H214V170L216 169L217 171L218 170H221L220 168H221V166H222V163L221 162H218ZM16 164V163H15ZM52 164V163H51ZM92 164V165H93ZM110 163H108V165H109ZM150 164L148 165V166H150ZM54 165V164H53ZM88 165V164H87ZM105 165V166H104ZM132 166L134 165L133 163L131 164ZM142 165V166H141ZM165 165H160L159 167H155V168H157V170H159L158 168H164V166ZM194 165V164H193ZM232 165V164H231ZM237 165V166H236ZM261 165H262V163H261ZM264 165V164H263ZM44 166V165H43ZM97 166H96V168H97ZM103 166L105 167V168H103ZM135 166V167H136ZM147 166V167H148ZM162 166V167H161ZM174 166V167H173ZM253 167H255L254 165H252ZM260 166V165H259ZM32 167V166H31ZM30 167V168H31ZM35 167V166H34ZM127 167V166H126ZM182 167H184V168H182ZM202 167H204V164H203V166ZM230 167H233V166H230ZM229 167V168H230ZM233 167V169H235ZM237 167V168H238ZM246 167V168H245ZM263 167V166H262ZM261 166L259 167V168H261V169H264V168H262ZM19 168V167H18ZM36 168V167H35ZM35 168H33L34 169V174H35ZM47 168V167H46ZM146 168V169H145ZM167 168V169H166ZM170 168V169H171ZM228 168V167H227ZM251 168V167H250ZM50 169V168H49ZM86 169V168H85ZM87 169H89V167H87ZM107 169V170H106ZM109 169V170H108ZM110 169L112 170V171H110ZM117 169V170H118ZM126 169V170H127ZM149 170H151L150 169V167L148 168ZM165 169L166 170H168L169 168H168V165L165 167ZM169 169V170H170ZM180 169V170H181ZM210 169L208 170V167L206 168V175L208 176L209 174H210V176H208L207 177V181L209 180V181H211L210 179H208L209 177H211V179L213 180V178H212V176L213 175H215V173H217V171L215 170V173L213 174V172H214V170H213V172L211 173L210 172ZM224 169H226V168H224ZM223 169V170H224ZM232 169V170H233ZM255 169H257L256 167H255ZM57 170V169H56ZM122 170V171H121ZM137 170V169H136ZM140 170L141 171H143V172H140ZM148 170V172H147V174L150 172ZM151 170V171H152ZM168 170V171H169ZM196 170L194 171V173L196 172ZM236 170V169H235ZM237 170H239L240 171V169L238 168ZM260 169H258L257 170V172H256V170L255 171H253V172H256V174L255 175H253L254 176V178L256 177V180L257 181H255L256 183H258L259 181V177L261 178V176H259L258 174L259 173H261L260 171H259ZM48 171V170H47ZM50 171V170H49ZM91 171V172H92ZM108 171H110L109 173H107ZM154 171H156L155 169H154ZM153 171V172H154ZM200 171V172H199ZM210 173H209V172ZM212 171V170H211ZM238 171V172H239ZM241 171H242V169H241ZM251 171H252V169H251ZM250 171V172H251ZM61 172V171H60ZM104 172V173H105ZM119 172H115V174L116 175H119V174H121V173H119ZM153 172H151V173H149V174H152ZM219 172V175H221L220 174V171H218ZM223 172H226L225 170L223 171ZM227 172L229 173L230 171L229 170H227ZM244 172H245V170H244ZM244 172H243V174H244ZM249 172V171H248ZM253 172L252 173H250V174H253ZM264 172V171H263ZM37 173H40V172H37ZM63 173H65V172H63ZM94 173V179L96 178V180L95 181H98L97 180V177L96 176H98V174H95ZM117 173H119V174H117ZM156 174L155 175V177H153L152 175L153 174ZM151 176H152V178H154L155 180H158V181H156V182H154L153 184H154V188L153 189H155V190H153L154 192H156L158 195L160 194V193H162L161 195H162V197L157 201V202H155V203H151V204H148L146 207H143L141 210L143 211V212H147V213H155V212H157V211H159V210H161L164 206H167V205H165L166 204V202L167 201H169L171 198H178V197H181V199H182V201H184L183 203L185 204H187L188 205V207L190 206V205H192V203H190L189 204V202L191 201V197H190V200H189V196L187 195V193H186V191H183V190H179V192L181 193L182 191L184 192V194L186 193V196H184L183 198H182V196L184 195V194H180L179 195V192H178V194H175L174 195V193H177L176 191L174 192V189L175 190H177L178 189V186H176L175 185V187H174V189L173 188H171L170 190H169V186H167V183L169 182H166L165 180V183L164 182H160V180H159V177H158V175L161 173H159L158 171H157V173H158V175H157V173L156 172H154ZM203 173V174H202ZM240 173H242V172H240ZM240 173H238V174H240ZM103 174V173H102ZM102 174H100L101 176H103V177H101L100 175L98 176L99 178H100V180H101V178H102V180H104V175H102ZM146 174V175H147ZM148 174V175H149ZM167 174H168V172H167ZM183 174V175H182ZM186 174V173H185ZM238 174H236V176L238 175ZM247 174V171H246V173L244 174V175H246ZM16 175H17V173H16ZM16 175H15V172H13L12 174L10 173V175L9 174H7V176L10 178V180L11 179H13V180H17V177H16ZM39 175H41V176H43L42 174H38V176H37V174H35V175H33V176H35V177H37L36 179H39L38 177H39ZM51 175H54V173L52 172V174H50V176ZM132 175V176H133ZM212 175V176H211ZM229 176H227L226 174L224 175L225 176V178L227 179L228 177H233V174H232V172H230L229 174H228ZM242 175V174H241ZM248 175V174H247ZM258 176V179H257V176ZM261 175H264V174H261ZM121 176V175H120ZM128 177V179H127V177ZM131 176V177H132ZM150 176V175H149ZM216 176V175H215ZM217 176H218V174H217ZM227 176V177H226ZM239 176V175H238ZM251 176V175H250ZM21 177V176H20ZM54 177H59V176H55L54 175ZM54 177L52 176V178L54 179ZM130 177V178H131ZM160 177H162L161 175H160ZM169 177H171L170 175H169ZM176 177V178H177ZM189 176H187V177H185V178H182V179H186V178H188ZM191 177H190V180H191ZM214 177V176H213ZM231 177L230 178H228V179H230L231 180V182H230V180H228L227 182H229L228 184H227V188H229V187H231V189L229 188V190H230V192L231 191H233V195L234 194H237L238 193V188L236 187V186H231L232 184V179H231ZM245 178L247 177V176H244ZM6 175H0V187H1V189H0V206H2V210H1V208H0V264H152V263H150V262H152L153 260V257L152 256H155L154 258H155V261H157L156 259H159L158 261H159V263H156V264H165L164 263V261L165 262H168V264H169V261L167 260V259H169V257L170 256H167V254H169V253H171L170 255L172 256L171 257V259L173 258V256L174 257H176V255L177 254H180V255H182V253H177V252H175L176 250H175V248H176V246L173 244V243H175V242H168V241H170V240H166L167 238H165L164 237V235L165 234H161L159 231L157 232V231H155V230H150L151 229V227L152 228H156V225H154V226H151L150 224H148L149 225V228L147 229V228H145V229H143V227L140 229V227H139V229H137L138 231L136 232V237L134 236V239H135V243L137 244H135V246H132V248H136V249H129L130 247H128V245L126 246V247H122V248H120V244H119V242H118V238L116 237V239H117V241L114 243V247L112 246V242H113V240H109L111 243H109V244H111V246H102V248H100V252L98 251L99 249H97V251L99 252V255H100V253L102 254V255H104V257H107V258H102V256H99L98 255V253L97 252H94V253H97V255L99 256V257H101V258H96V257H92V258H87V257H85V256H80V257H70V253H67L65 256L63 255V257H62V255L61 256H58V255H60V254H58V253H56V249H58L57 247H59V251L60 250H63V252H64V248L68 251L71 247H70V243L71 242H69L67 239L69 238V236L70 237H74L71 241H72V246L74 247V244H76V246H81V248H84V246L85 247H88L89 245H90V243H92L91 241H92V236L90 235V237H89V235H85V233H86V230L84 229V228H86L85 226H86V224L87 223H89L90 222V220H91V222H93L92 220H94V219H86V218H83L84 219V221L86 220V221H88V222H86L85 224L83 223V221H82V227H83V230H85V231H83L81 228V235H82V233L84 234V238L85 237H87L88 236V238H90V240H89V245L88 244H86L85 245V242L87 243L88 242V240L85 238L84 240H83V238L82 239H80V237L81 236H79V237H77L76 235L78 234L77 232H75L76 230H79L80 231V229H78L79 227H80V222L77 224V225H79V226H75L77 229H75V231H74V229L72 230V231H74L75 232V234H74V236H72V235H70L71 234V232L70 231H68V230H62V229H60L59 227H57V229H55V226H56V223L53 225V224H51V221H50V219L48 218V216L47 215H50V214H48L49 212L47 211V209L45 208L46 206H45V204L46 205H48L49 204V206H51L50 204H52V206H53V203H54V205H56V204H58L57 202L55 203V202H53V203H48V201L45 203V204H43V202H42V204L45 206H43L42 205V208H45L46 209V211H47V213H46V216H47V221H49V223H50V225L48 224V226H47V221H45V224H44V217L45 216H43L42 217V220L40 219L41 217H39V220H41V221H43V222H39V220L36 222V221H34V220H37L38 218H37V216L34 214V212L32 213V210H31V213L29 212V214H28V212H26V214H25V212H22V211H24L25 209L26 210H28V208H26L27 206V204H25L24 203V201L22 200V201H19L20 200V198H19V193L18 194H16V193H14L13 191L12 192H9V191H11L12 189H8V187H6L5 185H6ZM49 178V177H48ZM52 178H50L48 181H52L51 179ZM152 178H150L151 180H153ZM158 178V179H157ZM180 177H179V179L177 180V179H175L173 176H172V179H174L173 181H177V183H179V181L181 182V179ZM194 178V179H193ZM196 178V179H195ZM199 178H201V179H199ZM203 178V179H202ZM216 178V180H217V178L219 179L220 177L218 176V177H215ZM237 178L238 177H236V180H237ZM240 178H242V177H240ZM21 180H22V178H20ZM35 179V180H36ZM45 179V178H44ZM44 179H42L43 181H42V183L44 182ZM47 179V178H46ZM46 179H45V181H46ZM94 179H92L93 181H94ZM132 179L133 178H131L130 179V181H129V183L127 182V184L128 185H130L129 186V188L130 187H134V186H136V185H138V187H139V182H140V187H141V189L140 190H144L143 188H144V186H146V183H147V180H146V182L144 183V180L143 181H138V179L137 178H135V179H133V180H136V182H137V184L135 185L134 183H133V181H132ZM249 179V178H248ZM24 180V179H23ZM92 180H90V181H92ZM121 180H119L120 182H121ZM151 180H150V186H151V184H152V182H151ZM187 180H189V179H187ZM190 180L189 181H187L188 182V184L192 187V185L190 184ZM215 180V179H214ZM235 180V181H236ZM240 179H238L237 181H239ZM242 180V179H241ZM240 180V181H241ZM251 180V178L248 180V182ZM254 180V179H253ZM62 181V180H61ZM108 181H109V179H108ZM183 181V180H182ZM185 182L184 183H186V180H184ZM205 181V180H204ZM219 181V180H218ZM236 181V182H237ZM252 181V180H251ZM262 180H260V182H261ZM1 182H2V185H1ZM24 182H26L25 180H24ZM111 182H112V184H113V181L111 180ZM120 182H117L116 181V183L118 184V183H120ZM135 182V183H136ZM145 184V185H143V183ZM157 182H160L161 184H166V185H164V186H166V187H164L163 185L161 186V188L159 187V190H157V188L156 187H158V186H160L161 184H157ZM198 182H200V184H202L203 183V185H201V188L199 187V189H200V191L199 190H196V189H198ZM206 182V181H205ZM243 182H244V180H243ZM247 182V183H248ZM253 182V181H252ZM27 183V186H28V184H29V186L28 187H32V184H31V182H26ZM41 183V184H42ZM65 183H67L66 181H65ZM121 183H126V182H121ZM176 183V184H177ZM183 183V182H182ZM208 184L207 185H209V184H211V183H213V181H211V182H207ZM225 183H226V180H225ZM254 183V182H253ZM263 183V182H262ZM31 184V185H30ZM44 184V183H43ZM107 184H109V182L107 183ZM116 184V185H117ZM121 185V187H120V185L118 184V187H120V188H125L126 186H128V185ZM131 184H134V186H131ZM142 184V185H141ZM152 184V185H153ZM175 184V183H174ZM180 184V183H179ZM187 184V183H186ZM221 184H223V182L221 183ZM230 184V185H229ZM240 184V185H239ZM238 184V186H240V189H241V186H242V184L241 183H239ZM260 184V183H259ZM258 184V185H259ZM52 186H53V184H51ZM50 185V186H51ZM148 185V186H149ZM169 185H171L172 186V184H170V182H169ZM178 185V184H177ZM182 185V184H181ZM188 185V186H189ZM206 185V186H207ZM211 185H213V184H211ZM214 185L215 186H217L218 184H217V181H214ZM214 185H213V187H214ZM220 185V184H219ZM248 185V184H247ZM252 185V184H251ZM255 185H257V184H255ZM254 185V186H255ZM263 185H264V183H263ZM123 186V187H122ZM183 186V188H184V185H182ZM188 187V188H191V187ZM210 186V185H209ZM208 186V190H209V188L213 191V190H215V188H218V187H214V189H212V186H210L209 187ZM220 186H222V185H220ZM224 186V185H223ZM245 186H246V183H245ZM245 186H244V184H243V190L245 189ZM253 186V185H252ZM261 186V184L259 185V187ZM30 187V188H31ZM34 187V186H33ZM137 187V186H136ZM139 187V188H140ZM197 187V188H196ZM203 187V188H202ZM248 187H249V185H248ZM251 187V186H250ZM255 187H257V186H255ZM262 187H264V186H262ZM261 187V188H262ZM3 188H5V189H3ZM9 190H7V189ZM90 189L89 187H87V186H81V185H76L75 187H74V191H75V193L76 194H78L79 192H80V190L81 189ZM127 188V187H126ZM147 188V186L145 187V189ZM177 188V189H176ZM186 188V187H185ZM222 189V191L220 190V187H219V190H216L217 192H218V195H219V193H220V195H222V197L223 198H226V195H228L227 193V191H229L227 188L225 189V186H224V189L225 190H227L226 192H224V193H226V195L224 196L223 194V187H221ZM233 188V189H232ZM234 188H236V189H234ZM31 189H35V188H31ZM69 189V188H68ZM152 189V188H151ZM203 189V190H202ZM258 190H259V188H257ZM147 190V189H146ZM158 192H157V191ZM185 190H187V189H185ZM242 190V189H241ZM241 190H240V193H241ZM247 191H249L248 189H246ZM251 190V189H250ZM256 189H254V191H255ZM258 190H257V192H258ZM264 190V189H263ZM263 190H261V191H263ZM20 191V190H19ZM136 191L138 192V188L136 189ZM152 191V192H153ZM160 191V192H159ZM190 191V190H189ZM202 191V192H201ZM210 191V190H209ZM237 193H236V192ZM252 191V190H251ZM16 192V191H15ZM144 192V191H143ZM146 192V191H145ZM171 192V193H170ZM174 192V193H173ZM201 194H200V193ZM214 192V191H213ZM216 192V193H217ZM221 192L223 193V194H221ZM230 192H229V194H230ZM235 192V193H234ZM256 192V193H257ZM148 193V191L144 194V195H142V197L143 196H145L146 194ZM244 193V192H243ZM245 193H246V191H245ZM250 193V192H249ZM249 193H247V194H249ZM24 195V192H21V195ZM56 194V193H55ZM59 194V193H58ZM140 194H143L142 192H140ZM156 194V195H157ZM173 194V195H172ZM199 194V195H198ZM213 194V193H212ZM232 194H230L231 196H233ZM255 194V193H254ZM253 194V195H254ZM14 195H16L15 197H18L19 198V200H18V198H16L15 199V197H14ZM172 195V196H171ZM176 195H179V196H177L176 197ZM202 196L203 195V197L204 196H206V197H204L203 198V200H199L198 199V197L199 196ZM214 195V194H213ZM213 195H211V196H209V202L211 201V205L209 204V208L210 209H212L210 206H212V201H213V207L216 209V204H218L217 202H219V201H216L217 199L215 198L214 199V197H213ZM220 195H219V198H220ZM240 195H242V196H246L245 194L243 195V194H240ZM32 196H34V195H32ZM141 196V195H140ZM148 197L150 196V194L148 193V195H147ZM147 196H145V197H147ZM174 196V197H173ZM188 196V200L186 199V197ZM217 196V195H216ZM215 196V197H216ZM238 195H235V196H233V197H237ZM242 196H238L237 198H239V200L238 199H234L233 198V200L234 201H236L237 200V202L236 203H234V202H232V204H230L231 202H230V200H231V198L232 197H230V199L229 200H227V202H226V200L225 201H221L222 200V198L221 199H219L220 200V202H219V204H223L224 206H229V208L230 207H234V209L236 208V206L238 207H240L241 206V204H239V202H240V197L242 198ZM250 196H251V194H250ZM24 197V196H23ZM36 195H35V199H36ZM75 196H73L72 198L73 199H76V200H78L77 198H74ZM100 197V196H99ZM105 197V199H109V196H104ZM133 197V196H132ZM134 197H136L135 195H134ZM139 197V196H138ZM142 197H141V199H138V200H141V203L143 202L142 201ZM211 197V198H210ZM212 197H213V199L215 200V202H214V200H212ZM34 198H33V200H34ZM38 198V197H37ZM57 198V197H56ZM140 198V197H139ZM112 199V198H111ZM180 199V198H179ZM204 199H206V201H204ZM243 199L245 200V197H243ZM243 199H242V201H243ZM58 200V199H57ZM137 200V201H138ZM172 200V199H171ZM169 201V205H171L172 203V201ZM185 200H187L188 202H185ZM197 200H199L200 202H198L197 203ZM11 202V204H9V206H8V202ZM16 201H19V203H17V204H19V206L20 205H22L23 203H24V205H22V209H21V206L19 207L18 206V208L19 209H17L18 210V212H16L15 211V213L13 212V213H11L12 211H14L15 209H13L14 207V205H15V207L17 206L16 205ZM30 201V200H29ZM31 201H32V199H31ZM35 201V200H34ZM44 201V200H43ZM105 201V200H104ZM117 201V199H115L114 200V202H116ZM128 201V200H127ZM230 203H229V202ZM239 201V202H238ZM20 202H23V203H21L20 204ZM39 202V201H38ZM90 202V201H89ZM89 202H87L88 204H89V206H88V208L90 207V204L93 202V201H91V203H89ZM140 202V201H139ZM221 202H223V203H221ZM13 203H15L14 205H13ZM201 203V204H202ZM228 203V204H227ZM238 203V204H237ZM35 204H36V202H35ZM37 204H39V203H37ZM94 204H95V202H94ZM93 203H92V205H94ZM100 204V203H99ZM181 204H182V202H181ZM185 204V205H186ZM207 204V203H206ZM218 204V205H219ZM233 204H237L236 206L235 205H233ZM243 204V203H242ZM40 205V204H39ZM81 204L79 203V206H80ZM186 205V206H187ZM197 205V206H196ZM208 205V204H207ZM230 205H232V206H230ZM248 204H246V206H247ZM258 205V204H257ZM11 206V207H10ZM23 206H24V209H23ZM52 206H51V208H52ZM59 207H61L62 205H58ZM79 206H75L77 209L79 208V209H81L80 210V214H81V216H82V213H81V211L83 210L81 207L83 206H81V207H79ZM87 206H85V207H87ZM94 206H96V204L94 205ZM97 206H98V203H97ZM106 206V208H107V205H105ZM109 206V205H108ZM194 206V205H193ZM201 206V205H200ZM198 207L199 208V210L198 211H200L201 209L200 208H202V206L201 207ZM222 206V205H221ZM224 206L220 209V207H219V211L218 212H221V211H224V210H227V209H224L223 210V208H224ZM252 205L250 204V207H251ZM254 206V205H253ZM252 206V207H253ZM12 209V211L11 212H9V209L10 208ZM54 207V206H53ZM92 207V206H91ZM103 206H101L100 208H102ZM192 206H190L189 207V209L191 208ZM195 207H193V208H195ZM218 207V206H217ZM245 207V206H244ZM249 207V206H248ZM248 207L246 208V210H248ZM251 207V208H252ZM255 207V206H254ZM259 207V206H258ZM258 207H256V208H258ZM50 207L48 208V209H51ZM56 208H57V212L56 213H58V214H62L63 212L60 210V213H59V208L57 207V206H55V209H53L54 211H56ZM63 208V207H62ZM74 208V207H73ZM83 208H84V206H83ZM87 208V210H88V212H90L91 210H93V209H95V208H93V209H91L90 210V208L88 209ZM105 208V209H106ZM109 208H113L110 212L112 213V215H117V217L119 216V220L121 221L120 223L122 224V223H127V222H131L132 220H133V218H130V221H129V217L130 216H132V214H130V213H128V212H126V211H123V210H119V209H114V207H112V206H109ZM193 208H191V209H193ZM213 208V209H214ZM243 208V207H242ZM61 209V208H60ZM78 209V210H79ZM86 208H84V210H85ZM212 209V210H213ZM231 209H233V208H231ZM240 209V208H239ZM19 210H20V212H19ZM25 210V211H26ZM63 210V209H62ZM107 210H108V208H107ZM140 210V209H139ZM183 210H184V208H183ZM194 210H196V209H194ZM216 210H218V209H216ZM229 210V209H228ZM227 210V211H228ZM238 210V209H237ZM243 210V209H242ZM249 210H250V208H249ZM255 210V209H254ZM259 210H262V206H261V209H258V213H259ZM70 211V210H69ZM75 211V209L71 212L72 214H73V212ZM97 211H99V210H97ZM101 212H102V210H100ZM198 211H195L196 212V214L193 212V214L194 215H198V214H200L202 211V214L205 212V214H203V215H206V217H208V215L211 217L212 216V213H214V210H213V212L211 213V215H210V212H209V214L207 215V211L205 210V209H203L202 208V210L200 211V213H197ZM227 211H224L225 212V214L226 215H228V213H233V212H231L230 210H229V212H227ZM239 211V210H238ZM257 211V210H256ZM52 212V211H51ZM78 211H76V215L78 214L77 213ZM83 213H84V211H82ZM85 212H87V211H85ZM105 212H107L106 210H105ZM187 212V211H186ZM191 213H192V211H190ZM216 212L217 211H215V214H213V215H215L216 216ZM218 212H217V214H218ZM224 212H223V214H224ZM227 212V213H226ZM263 213H264V210L262 211ZM65 214H66V212H64ZM70 213V214H71ZM92 213V212H91ZM97 213V212H96ZM108 213H109V210H108ZM108 213H106V215L108 216ZM111 213L109 214V215H111ZM191 213L190 214H188V213H186V214H188L187 215V217H190L191 216ZM240 213V212H239ZM243 213H244V211H243ZM261 213V212H260ZM263 213H262V215H263ZM52 214H55V212L54 213H52ZM51 214V215H52ZM53 215V216H59V215ZM67 214H68V212H67ZM185 214V215H186ZM221 214H222V212H221ZM221 214H219V215H221ZM224 214V215H225ZM251 214V213H250ZM255 215V217L254 218H256V216H258L256 213H254ZM44 215V214H43ZM99 215H101V214H99ZM103 215H105V213L104 214H102V216ZM190 215V216H189ZM201 215V214H200ZM225 215V216H226ZM230 215V214H229ZM52 216V217H53ZM63 216H64V214H63ZM62 215L60 216V217H63ZM74 216V217H73ZM73 216L71 215V217H73V218H75V214H73ZM84 216V215H83ZM214 216V217H215ZM223 216V215H222ZM221 216V217H222ZM225 216H223L220 220L222 221V222H224V220H223V218H225ZM245 216V215H244ZM55 217V218H56ZM65 217V216H64ZM70 217V216H69ZM91 216H89V218H90ZM94 217H96L95 215H94ZM104 218H105V216H103ZM116 217V218H117ZM187 217H185V219L187 218ZM192 217V216H191ZM203 217V216H202ZM218 218H219V216H217ZM248 217V216H247ZM250 217V216H249ZM259 217H260V215H259ZM36 218V219H35ZM66 218L67 217H65V218H62V219H65L66 220ZM78 218L79 217H77V220H78ZM91 218H93V217H91ZM109 218V217H108ZM112 218V217H111ZM139 218V217H138ZM218 218H216V219H218ZM232 218V217H231ZM262 218H263V220L261 219V218H259V219H257V220H260L261 219V221H264V216H262ZM11 219H13V221H11ZM58 219V218H57ZM57 219H56V221H57ZM61 219V220H62ZM69 218H67V220H68ZM82 219V218H81ZM113 219V218H112ZM135 219V218H134ZM150 219V218H149ZM173 219H175V217H173ZM201 219H204V217L203 218H201ZM214 219V218H213ZM212 220V218L210 219H204V220H202V221H206V220H208L207 222H211V221H213V223H212V225L214 224H216V222L215 221H217V220ZM228 219H229V217H228ZM252 219V218H251ZM51 220H54V219H51ZM58 220H60V219H58ZM60 220V221H61ZM67 220H66V223L67 224H69L68 222H67ZM76 220V221H77ZM101 220H102V217H101ZM100 220V221H101ZM106 220H107V218H106ZM176 220V219H175ZM209 220H211V221H209ZM220 220H218V222H219V224H220ZM231 220V219H230ZM253 220V219H252ZM28 223L29 222V224H31L32 223V221H34V222H36V223H34V225H33V223H32V225H33V230H32V226L30 225H28L29 227H30V229L33 231V232H31V233H29L30 231H28L29 230V228H28V230H26V228H27V224H25L26 222ZM75 221V220H74ZM73 220H72V222H74ZM75 221V224L77 223ZM79 221V220H78ZM96 221L97 220H95V224H96ZM104 221V220H103ZM114 221H115V218H114ZM116 221H118V220H116ZM136 221V220H135ZM140 221V220H139ZM166 221V220H165ZM260 221V222H261ZM55 222V221H54ZM62 222H64V221H62ZM71 222V223H72ZM106 222V221H105ZM104 222V223H105ZM137 222H138V220H137ZM136 222V223H137ZM167 222V221H166ZM191 222V221H190ZM215 222V223H214ZM221 222V223H222ZM231 222H233V221H231ZM253 222V221H252ZM257 222V221H256ZM40 223H42V224H40ZM65 223V222H64ZM102 223V222H101ZM103 223V224H104ZM111 223H112V221H111ZM114 223V222H113ZM112 223V225H115V223L113 224ZM135 223V222H134ZM138 223H142V222H138ZM137 223V224H138ZM163 223V222H162ZM194 223H196V222H194ZM236 222H234L233 224H235ZM263 223V222H262ZM90 224H92L93 225V227L94 226H97V224L96 225H94L93 223H90ZM107 224H109V223H107ZM117 224V223H116ZM124 224V225H125ZM133 224V223H132ZM145 224V223H144ZM163 224H166L167 225V223H163ZM217 225V229H216V232L215 233H213L210 229H207V230H202V232L204 233V235H203V233L202 232H200V227L198 228V227H196L197 228V230L198 229H200L199 230V232L200 233H194V234H197V239L198 240H200L199 238H201V237H199L198 235L199 234H201L202 233V236H204L206 239L208 238V237H210L211 236V234L213 233L215 236H213V234H212V236H213V238L215 239V240H217L218 242H222V243H224V241H228L229 240V238L231 237L232 238V236H231V234H233V231L235 230V228L233 227V224L231 223H227V222H225L224 224L222 223L221 225ZM58 225V224H57ZM92 225H87V226H91L92 227ZM99 225V224H98ZM111 225V226H112ZM127 225V224H126ZM134 225V224H133ZM172 225H174V224H172ZM235 225H237V223L235 224ZM138 226V225H137ZM216 226V225H215ZM261 226V225H260ZM91 227L90 228H86L87 229V233L86 234H88V233H91L92 235H93V237L94 236H96L97 237V239L99 238V237H101V235H102V233L101 232H99L100 231V229L98 230L97 228H95L94 230H96V231H90L89 229H91ZM99 227H101V226H99ZM126 227H129V226H126ZM130 227H132V226H130ZM133 227H135V226H133ZM132 227V228H133ZM255 227V226H254ZM257 227V226H256ZM262 227V226H261ZM261 227H257L256 229H257V235H260V237L262 238V235L260 234V233H262V231L264 230V226L262 227V230L260 231V230H258V229H261ZM39 228V229H38ZM102 228H103V226H102ZM108 228V227H107ZM123 228L124 227H122L121 229L123 230ZM136 228V227H135ZM138 228V227H137ZM158 228V227H157ZM161 228H163V227H161ZM171 228V227H170ZM196 228H194V226H193V229L195 230ZM54 229L56 230V231H61L60 233H61V236H60V239H58L57 240V236L56 237H54L55 236V232H54ZM70 229V228H69ZM117 229V228H116ZM120 229V228H119ZM130 228H128L127 230H129ZM159 229V228H158ZM165 229V228H164ZM180 230L182 229V231H184V229L183 228H179ZM202 229H203V227H202ZM255 229V228H254ZM103 230V229H102ZM105 230V229H104ZM104 230L102 231V232H104ZM114 230H115V228H114ZM135 231H136V229H134ZM191 230L192 232H196L197 230ZM210 230V231H209ZM253 230V229H252ZM44 232V234H45V236L44 235H42V232ZM63 231H64V233L66 232V231H68V233L70 232V234H68L67 233V235L65 236V234H63ZM106 231V230H105ZM160 231H161V229H160ZM175 231V230H174ZM177 231V230H176ZM206 231H209L210 232V236L206 233ZM249 232L251 231V229L250 230H248ZM255 231V230H254ZM254 231H251V233L252 232H254ZM258 231H260V233L258 234ZM40 232V233H39ZM93 232V233H92ZM111 232H112V230H111ZM116 232V231H115ZM132 232V231H131ZM134 232V231H133ZM132 232V233H133ZM163 232H164V230H163ZM178 232V231H177ZM198 232V231H197ZM212 232V233H211ZM235 232H237V230L236 231H234V234H233V238H232V241L234 240L235 241V238L237 237L236 235H237V233H236V235H235ZM77 233V234H76ZM105 233V232H104ZM110 233V231H108V233L106 234V235H108ZM123 233V232H122ZM129 234H130V232H128ZM131 233V234H132ZM180 233V232H179ZM177 234L176 236H178V235H182L181 233L180 234ZM248 233V232H247ZM251 233H249V234H251ZM264 233V232H263ZM262 233V234H263ZM57 234H59V232H57ZM79 234H80V232H79ZM78 234V235H79ZM119 234H121L120 232H119ZM127 233H125V235H126ZM130 234V235H131ZM28 235H30V239H28V242H27V240L25 241V239H26V236H28ZM40 235H42L44 238H46L47 237V240L46 239H44V240H42L43 239V237L41 238V236ZM54 235V236H53ZM64 235V236H63ZM116 235H117V233H116ZM188 235V234H187ZM208 235V237H206ZM252 235H256V234H253L252 233ZM51 236H53L54 238H56L55 240H53V237H52V239H51ZM63 236V237H62ZM175 236V237H176ZM212 236L210 237V240H206V241H208V244L207 245H210L209 244V241H212ZM230 236V237H229ZM236 236V237H235ZM64 238L65 239V237H68V238H66L65 240H67L66 242L67 243H65L64 242V240H61L62 238ZM103 237H105V235H103ZM120 237V236H119ZM171 237H173L174 238V235L173 236H171ZM189 237V236H188ZM48 238H50V239H48ZM58 238H59V236H58ZM109 238H112V236H111V234H109V236H108V238H105V240L106 239H109ZM114 238V237H113ZM122 238V237H121ZM129 238H131V236L130 237H126V239L127 240H129ZM203 238V237H202ZM204 238V239H205ZM212 238V239H211ZM255 238H259V237H256L255 236ZM255 238H254V241H252V239H253V237L252 236H250V235H248V237H246V238H244V239H246V240H244V242L245 241H247L248 239H251V241H250V243L251 242H253V243H257V242H259V241H262V240H259V239H261V238H259L258 240L256 239V241H255ZM75 239V240H74ZM176 239L178 240V238L176 237ZM214 239H213V241H212V243H215V241H214ZM50 240V241H49ZM51 240L53 241V242H56V241H59L60 242V244H59V246H57L58 245V243L59 242H57V243H51ZM77 240H79L80 242L82 241V243H84V246H82L83 244H79L78 245V243L77 242H79V241H77ZM115 240V239H114ZM124 240L125 239H123V242H122V245H123V243H124ZM179 240H181V237H179ZM197 240V241H198ZM231 240V239H230ZM263 240H264V238H263ZM42 241H43V243L44 244H42ZM48 241V242H47ZM61 241H63L64 242V247H63V242H61ZM74 241H76V242H74ZM94 241V240H93ZM99 241H100V239H99ZM129 241H131V239L129 240ZM133 241V240H132ZM182 241H185V240H183V238H182ZM201 241H203V239L201 240ZM201 241H198L197 242V244L199 243V242H201ZM205 240H204V242H206ZM216 241V242H217ZM233 241V242H234ZM49 242H50V244H49ZM79 242V243H80ZM102 242H104V241H102ZM102 242H100L101 244H103ZM106 242H107V240H106ZM106 242H105V245H106ZM134 242H133V244H134ZM177 242V241H176ZM181 242V241H180ZM187 242V241H186ZM186 242H185V244H186ZM236 242L239 244V242H241V241H237L236 240ZM47 243V244H46ZM100 243H99V245H100ZM126 243V242H125ZM129 242L127 241V244H128ZM132 243V242H131ZM173 246H171L170 244ZM187 243H189V242H187ZM203 243V242H202ZM211 243V244H212ZM235 243V242H234ZM237 243H235L236 245H238ZM264 242L262 241V244H263ZM46 244V245H45ZM51 244H56V245H52V247H54V246H56V248H55V252H53V248L51 247ZM61 244H62V247H60L61 246ZM94 244V243H93ZM91 244L90 245V248H91V246H93V248H91V249H89V252H90V250L91 251H94V250H92V249H95L96 247H99V245L97 244V246H95L94 247V245H96V244ZM108 244V245H109ZM178 244H179V242H178ZM178 244H176L177 245V248L176 249H178V247H180V245H178ZM180 244H182V242L180 243ZM184 244V243H183ZM199 244H201V243H199ZM204 244V243H203ZM216 244V243H215ZM221 244V243H220ZM220 244H216V245H220ZM225 245L227 244L226 242L224 243ZM230 244V246L232 247V244L231 243H229L228 242V244H227V246L226 247H229L228 245ZM241 244V243H240ZM240 244H239V247H240ZM249 244V243H248ZM259 244V243H258ZM262 244H261V246L260 247H262ZM45 245V246H44ZM50 245V247H48ZM67 245V246H66ZM126 245V244H125ZM243 245V243L241 244V249H242V246ZM250 245L252 246V243L251 244H249L248 246L247 245H244L245 247H243V249L244 248H246V247H250ZM260 245V244H259ZM264 245V244H263ZM66 246V247H65ZM75 246V247H76ZM211 246V245H210ZM224 246V245H223ZM75 247H74V249H75ZM77 247V248H78ZM206 247V246H205ZM207 247H209V246H207ZM206 247V248H207ZM214 245L211 247L212 249H210V250H212V252H215V253H213L214 255L216 254V252L217 251H213V249H214ZM225 246H224V248H226ZM234 247H235V245H234ZM233 247V248H234ZM252 247H254V246H252ZM258 247V246H257ZM257 247H254L253 249L254 250H257L258 248ZM259 247V248H260ZM264 247V246H263ZM262 247V248H263ZM61 248V249H60ZM68 248V249H67ZM81 248H78V250L79 251H81ZM89 248V247H88ZM143 249V250H139V251H141L142 253L141 254H139L138 256L135 254L136 253V251H137V249ZM202 248V247H201ZM210 248V247H209ZM209 248H207V249H209ZM230 248V247H229ZM232 248V249H233ZM256 248V249H255ZM261 248V250L259 249V252H258V250L257 251H255L253 254L254 255H256V256H258L257 254H256V252L257 253H260L263 249ZM86 249V250H85ZM84 250L85 251H88L87 250V248H85ZM182 248H180V250H181ZM203 249V248H202ZM216 249V248H215ZM218 249H220L219 247H218ZM222 249V248H221ZM226 249H228V248H226ZM231 249V248H230ZM231 249V250H232ZM235 249V248H234ZM232 250V251H230L229 249H228V251L226 250V251H222L221 250V252L223 253V252H228V253H219V254H222V255H224V254H226V257L225 256H223V258H221V256L222 255H220L218 258H221V259H223L224 260V258H226V262L225 263H227V259L228 258H231L232 256H233V251H235V250ZM247 249V248H246ZM245 249V250H246ZM250 249V248H249ZM71 250H73V248L71 249ZM75 250H77V249H75ZM78 250H77V252H78ZM136 250V251H135ZM185 250V249H184ZM183 250V251H184ZM198 250H200V249H197V250H192V252H191V250L189 249V251H188V253L189 252H191L190 253V256L192 255V259L191 258H189L188 259V256H187V259H188V261L189 260H191V261H189L190 263L192 262V264H194V262H196V263H198V261H200V260H202V259H200V260H198L199 258L196 256L195 258H194V256L195 255H197V252L196 251H198ZM223 250H225V249H223ZM245 250H243V252H245ZM252 250V249H251ZM253 250V251H254ZM134 251H135V253H134ZM138 251V252H139ZM201 251V250H200ZM207 251V250H206ZM236 251H238V250H236ZM234 252L235 254V256L236 257H238V258H235V260L234 259H229V261L230 260H233V261H236V259H237V261H242L243 260V262H244V259H246V258H244V253L242 254L243 256V258H241V257H239V253L238 254H236L237 252ZM247 251V253H249L248 252V250H246ZM252 251V252H253ZM61 252V251H60ZM69 252V251H68ZM71 253L73 252V251H70ZM232 252V254H230V253ZM239 252V251H238ZM263 252H264V250H263ZM54 253V254H53ZM140 253V252H139ZM188 253H186V255L188 254ZM195 253V254H194ZM201 253V252H200ZM246 253V252H245ZM250 253H251V251H250ZM249 253V254H250ZM262 253V252H261ZM55 254H57V255H55ZM74 254H75V251H74ZM130 254V255H129ZM157 255V258H156V255ZM204 254H206V257H207V255L209 254L208 252H206V253H204V251H203V254L202 255H204ZM93 255V254H92ZM127 255H129V257H125V256H127ZM179 255V256H180ZM186 255H184V256H186ZM194 255V256H193ZM227 255H228V257H227ZM229 255H232L231 257H229ZM90 256V255H89ZM88 256V257H89ZM166 256L168 257V258H166ZM218 256V253L216 254V257ZM263 256H264V253H263ZM263 256H260V257H263ZM91 257V256H90ZM182 256H180V258H181ZM259 257V256H258ZM128 258V259H127ZM178 258V257H177ZM176 258V259H177ZM184 258V257H183ZM212 258H214V257H212ZM217 258V259H218ZM239 258H241V259H239ZM170 259V260H171ZM175 259V258H174ZM193 259H194V262H193ZM249 259V258H248ZM247 259V260H248ZM182 260V259H181ZM184 260V259H183ZM197 260V261H196ZM215 260V259H214ZM222 260V261H223ZM255 260V259H254ZM173 260H171V262H172ZM176 261L177 260H175V263H176ZM222 261H221V263H220V261H219V264H222ZM228 261V264L229 263H232V261L231 262H229ZM246 261V260H245ZM249 261L251 262L252 260H250L249 259ZM154 262V261H153ZM170 262V263H171ZM179 262V261H178ZM202 262V261H201ZM201 262H199L200 264H203V262L201 263ZM214 262V261H213ZM212 262V264H217L218 263V261H216L215 260V262L213 263ZM217 262V263H216ZM224 262H223V264H224ZM249 262V263H250ZM186 263V262H185ZM198 263V264H199ZM237 263V262H236ZM248 263V262H247ZM248 263V264H249ZM253 263H255L254 261L252 262V264ZM260 263V262H259ZM172 264H174V263H172ZM206 264V263H205ZM209 264V263H208ZM232 264H235V262H233ZM242 264V263H241ZM244 264H246V263H244ZM251 264V263H250Z\"/></svg>", "mask_w": 264, "mask_h": 264}, {"label": "rangeland", "instance_id": "obj_2", "mask_svg": "<svg viewBox=\"0 0 264 264\" xmlns=\"http://www.w3.org/2000/svg\"><path fill=\"white\" fill-rule=\"evenodd\" d=\"M59 1H61V0H58V4H57V10H58L57 15H58V20H59V21H58V27L61 28V25H63V26H66V28H65L66 30L69 28V29L67 30L68 33H69L71 30H74V31H76V34H79L78 32H79V30H80L79 28H81V26L79 27L78 24H81L82 21H83V22L85 21V20H84V17H82L83 20H82V19L80 20V19H79L80 16L77 15V12H76V17H75V16H74V15H75V11H74L73 13L71 12V17H69L70 15H68L67 18H68V20H69L70 18H73L72 16H74V17H75V20L73 21V20L70 19L71 22H70V21H67V22H64V23H63V21L60 20V18H62V15L59 16V14L61 13V7H60V6H61V2H59ZM130 1H131V2H132V1L135 2V5L138 6V7L133 6L134 3L132 2V6H133L134 8H137V9H136V10H135V9L133 10V7L130 6L131 4H130V5L127 4V6H130V7H131V9H129V10H133V13L136 11V12H138V13L141 12L142 14L140 13L139 15H137L136 13H134V15H137V16H135V18H134L133 13L130 14L131 11L129 12L130 15H129V14H126V13H128V11L124 10V9H126V8L123 9L122 7H120V9L122 8V11L119 10L120 12H122V13H123V12H126V13H125V14H126L125 16H128V15H129V16H131V17L133 18L132 22H131V20H128L126 23L124 22L125 24H128V22H131V23H134V22H135V23L132 25V26H135L136 24H138V19H141V18H142V20H143L144 16H145V17H146V16L148 17V16H150V15H151V17H152V15H154L155 12H158V11H159L158 14H161V13H163V12L165 13V11H166L165 14H168L167 17H173V18H172V21L174 22V24L176 23V26H177L178 30H177V28H176V26H175L174 24H171V26H170V25H169V26L172 27V25H173V29L175 28L176 30H175V29H174V30H171V29H170V30H171V32H170V30L167 29L168 32H170L171 34L168 33L167 31H164V35H163V36L161 35L162 38H165L164 36H167V35L169 34L168 36H172V37L176 36L175 38H179V37H185V38H192V37H193V38H194V37H195V38H196L195 40H199V39L202 40L203 37L205 38V36H203V35H206V36L208 35V36L210 37V36L213 34V36H215V38H216L217 36H220V34H221L222 38H223V37L226 38V37H225V36H226L225 34H228V35H227V37H228V36H231L233 33L238 34V33H244V32H245L244 35H243V39L248 38V37H251V38L246 39V40L249 42V46H250V47H253L254 45H256V43H254V42H256V41H254V42H253L254 44H253V43H251V41L249 40V39H252V37H253V39L256 37V40H258V39H259V40H262V39L264 38V31H262L263 28L260 29V31H262L261 33H263V38H262V34L260 35L262 39H261L260 36H259V32H260V31L257 29V28H259V26L262 25V23H264V22H262L261 24H260V23L255 24V26H258V25L260 24L258 27H255V26L252 25V28L255 27V28L257 29V31H259V32H257V31L253 32L252 30H254L255 28H254V29H251V26H248V23H247L248 20H247V19H251V20H253V17H254V16H251V17L249 18V17H248L249 13H248V15H247V13H246V15H242V14H240V12H239V14H236L237 16L234 15V13H237V11H234L235 8H234L233 6H232V7L234 8V10H233V8H230V4H229V2H231V0H228V3H227V2H224V0H221V1H220V0H216V1L214 0V3L212 2L213 0H210V1H209V0H168V1H167V0H164V1H163V0H156V1H154V0H150V1H153V2H154V3H153V2H150V3H153V4L151 5V7L153 6L152 9H151V8L149 9V7H147V5L149 4V1H148V0H145V1H141V0H139V2H138L137 0H129V2H130ZM147 1H148V2H147ZM166 1H167V3L170 4V5H168L167 3H165ZM170 1H171L172 3H171ZM180 1H181V2H180ZM225 1H227V0H225ZM113 2H115V0H113ZM118 2L120 3L121 0H118ZM124 2H125V3H124V5H125V4L127 3V0H126V1L124 0ZM145 2H146V3H145ZM184 2H185V3H184ZM116 3H117V2H116ZM119 3H118V4H119ZM122 3H123V2H121V5H122ZM155 3H157L156 7H155ZM162 3H165L166 5H165V4L163 5ZM173 3H174L175 5H174ZM181 3H182V4H181ZM194 3H195V5H194ZM206 3H207V4H206ZM220 3H221V4H220ZM224 3H225V4H224ZM232 3H234L233 0H232ZM112 4H113V3H112ZM118 4H117V6H115L116 4L114 3V6H115V7H114L113 5H112V7L115 8V9H117L116 7H118ZM172 4H173V5H172ZM177 4H179V5H177ZM197 4H198V5H197ZM204 4H205V5H204ZM119 5H120V4H119ZM144 5H145V6H144ZM161 5H163V6H161ZM167 5H168V6H167ZM182 5H183V6H182ZM211 5H213V6H211ZM232 5H233V4H232ZM122 6H123V5H122ZM142 6H144V7H142ZM148 6H149V5H148ZM158 6H159V7H158ZM173 6H174V8H173ZM220 6H222V7H220ZM223 6H225V7H223ZM125 7H126V6H125ZM146 7H147V8H146ZM185 7H186L187 9H186ZM209 7H210V8H209ZM140 8H141V9H140ZM172 8H173V9H172ZM177 8H178V10L175 11V9H177ZM180 8H181V10H180ZM198 8H199V9H198ZM229 8H230V9H229ZM59 9H60V10H59ZM142 9H143V10L146 9V10H145V11H146L145 14H144L145 11L142 12ZM166 9H167L168 11H167ZM182 9H183V10H182ZM73 10H74V9H73ZM140 10H141V11H140ZM157 10H158V11H157ZM164 10H165V11H164ZM184 10H185V11H184ZM208 10H209V11H208ZM116 11H118V10H116ZM147 11H148V12H147ZM160 11H161V12H160ZM162 11H163V12H162ZM177 11H178L179 13L176 14ZM186 11H188V12H190V13H188V12H186ZM233 11H234V12H233ZM120 12H119V13H120ZM181 12H182V13H181ZM117 13H118V12H117ZM153 13H154V14H153ZM164 13H163V14H164ZM170 13H171V14H170ZM180 13H181V14H180ZM226 13H227V14H226ZM61 14H62V13H61ZM97 14H98V13H97ZM178 14H179V15H178ZM187 14H188V15H187ZM197 14H198V15H197ZM231 14H232V15H231ZM98 15H100V14H98ZM156 15H157V13H156ZM175 15H176V16H175ZM190 15H191V16H190ZM241 15H242V17H241ZM250 15H251V14H250ZM257 15H258V14H257ZM261 15H262V13L259 15V17H258V16L256 17V15H255V17H254V18H255V22H256V19H257V20H259V19H260V20H261V19L263 20V19H264V16H261ZM77 16H78V17H77ZM122 16H123V15H122ZM129 16H128V17H129ZM198 16H199V17H198ZM243 16H244V17H243ZM245 16H246V17H245ZM131 17H129V18H131ZM147 17H146V18H147ZM153 17H155V16H153ZM153 17H152V18H153ZM174 17L176 18L175 20H173ZM247 17H248V18H247ZM76 18L79 19V20L77 21ZM80 18H81V17H80ZM118 18H120V14H119V17H118ZM123 18L125 19V17H122V21H123ZM126 18H127V17H126ZM132 18H131V19H132ZM184 18H185V19H184ZM196 18H197V19H196ZM199 18H200V20H199ZM73 19H74V18H73ZM89 19H90V18H88V20H89ZM169 19H170V18H169ZM190 19H191V20H190ZM238 19H239V20H238ZM65 20H67V19H65ZM90 20H91V19H90ZM119 20H121V19H119ZM179 20H180V21H179ZM183 20H184V23L181 22V21H183ZM186 20H187L188 22H187ZM209 20H210V21H209ZM231 20H232V21H235V20H236L237 22H238V21L240 22V20H241V21H242V20H243V21L245 20L246 22H245V21H244V22L246 23V25H247L248 27H250L251 30H249V29L246 27V25L244 24L243 21L241 22V24H242V25L244 24L243 28L246 27L247 29L244 28V29L242 30V28H239V27H240V26L238 27V25L240 24L239 22H238V24H236L237 22H235V25H233V27H231V26H232V25H231ZM251 20H250V21H251ZM262 20H261V21H262ZM72 21L74 22V24H73ZM75 21H77V22H75ZM79 21H81V22H79ZM125 21H126V20H125ZM139 21H141V20H139ZM175 21H177V22H175ZM228 21H229V22H228ZM263 21H264V20H263ZM68 22H70V24H71L72 26H71L70 24L67 25L66 23H68ZM78 22H79V23H78ZM86 22H87V18H86ZM88 22H89V21H88ZM88 22H87V24H88V25L90 24V26H91L92 22H91V21H90V23H88ZM173 22H172V23H173ZM178 22H179V23H178ZM180 22H181V23H180ZM186 22H187V23H186ZM212 22H213V23H212ZM259 22H260V21H259ZM61 23H63V24H61ZM75 23L77 24V27H76V24H75ZM122 23H123V22H122ZM177 23H178V24H177ZM60 24H61V25H60ZM65 24H66V25H65ZM85 24H86V23H85ZM85 24H82V27H83V25H85ZM87 24H86V25H87ZM179 24H180V25H179ZM186 24H187V25H186ZM190 24H191V25H190ZM224 24H225V25H224ZM228 24H229L230 26H229ZM241 24H240V25H241ZM74 25H75V26H74ZM86 25H85V27H86ZM128 25H130V23H129ZM178 25H179V26L182 25V26L179 27ZM242 25H241V27H242ZM73 26H74V27H73ZM92 26H93V25H92ZM136 26H137V25H136ZM136 26H135V27H136ZM169 26H166V27H164V28H167V27H169ZM174 26H175V27H174ZM220 26H221V27H220ZM222 26H223V27H222ZM234 26H236L237 29H235L236 27H234ZM70 27H72L73 29H71ZM75 27H76V28H75ZM93 27H94V26H93ZM100 27H101V26H100ZM100 27H99V25H98V27H97V28H99V29H96V27H95V30H97L96 32H99V31H100ZM170 27H169V28H170ZM262 27H264V26H262ZM74 28H75V29H74ZM91 28H92V27H91ZM231 28H232V29H231ZM260 28H261V27H260ZM76 29H78V32H77ZM83 29H85V28H83ZM83 29L81 28V30H80V32H82V34H83V32H84L86 29H88V28L86 27L85 30H83ZM89 29H90V27H89ZM93 29H94V28H93ZM93 29H92V30H93ZM202 29H203V30H202ZM225 29H226V30H225ZM234 29H235L236 31H235ZM82 30H83V31H82ZM92 30H91V33L95 32V31H92ZM102 30H103V29H102ZM200 30H201V31H200ZM222 30H223V31H222ZM228 30L231 31V35L229 34L230 32H229ZM237 30H238V31H237ZM239 30H241V31H239ZM74 31H73V32H74ZM86 31H87V30H86ZM202 31H203V32H202ZM249 31H250V32H249ZM251 31H252V33H251ZM73 32H72V34L75 33V32H74V33H73ZM87 32H88V35L91 36V33L89 32V30H88ZM96 32H95V33H96ZM158 32H159V31H158ZM158 32H156V35H157V36H158V35L160 36L161 33L163 34V30H162L161 32H159V33H158ZM165 32H166L167 35L165 34ZM213 32H214V33H213ZM216 32L218 33V34H216L217 36L215 35ZM221 32H222V33H221ZM225 32H226V33H225ZM246 32H247L248 34H247ZM89 33H90V34H89ZM99 33H100V32H99ZM99 33H97L96 36H94V37H95V38H97L98 36L100 37V34H101V33H100V34H99ZM157 33H158V34H157ZM198 33H199V34H198ZM202 33H203V34H202ZM223 33H224V34H223ZM76 34H74V35H76ZM84 34H86V32H85ZM102 34L105 35L106 33H103V32H102ZM102 34H101V36H103ZM107 34H108V33H107ZM255 34H257V35H255ZM88 35H87V36H88ZM92 35H94V34H92ZM97 35H98V36H97ZM108 35H110V33H109ZM151 35H155V33H153V34H151ZM192 35H194V36H192ZM195 35H196V36H195ZM72 36H73V35H72ZM80 36H82V35L80 34L79 36L77 35V36H74V37H76V38L79 37V38H80ZM87 36H86V40L88 41V39L90 38V36H89V38H87ZM201 36H202V38H198V37H201ZM208 36H207L206 38H209ZM236 36H238V35H236ZM74 37H73V38H74ZM172 37H171V38H172ZM81 38H82V37H81ZM95 38H93V39H95ZM197 38H198V39H197ZM204 38H203V39H204ZM206 38H205V39H206ZM219 38H220V37H219ZM228 38H229V37H228ZM231 38H232V36H231ZM84 39H85V38H84ZM169 39H170V37H169ZM253 39H252V41H253ZM207 40H208V39H206V40H204V41H206L207 44H208V41L210 42L211 38H209L208 41H207ZM260 44H264V41H262V42L260 41V43H258L257 46L260 45ZM205 48H207V47H205ZM205 48H203V49L200 48V49H201V50H204ZM200 49H198V50L201 51ZM98 86H99V85H98ZM98 86H97V87H98ZM99 87L102 88L101 86H99ZM37 88H38V86H37ZM100 88H98V89H100ZM252 89H253V88H252ZM22 90H23V93H24V94H23V95H19V94L17 93V95H18V97H19L18 108H19V110L21 111L22 116L25 118V123L23 124L24 126L20 124L19 120H18L17 117L15 116V110H14V107L16 108V106L13 105V106H14V107H13L12 105L9 104V105H10V108H9V110H8L7 107H8L9 105L7 104V106L4 107V111H5L6 113H8L9 111H10V112H9L7 115L4 114V116H3L1 113H4V111H3V107L1 108V106H2L3 104H4L3 106H5L6 103H3V104L1 103L2 105L0 104V109H2V111H3V112H0V115H1V116H0V119H1V120H0V124H2L4 127L6 126V128H8L9 131L13 129V131L15 132V130L18 128V129H19V130H18V131H19V134H20V132H21V136H20V135H17V134H16V133L18 132L17 130H16L15 133H14L13 131H11V132H13L14 134H16V135L19 136V137H16V135H12L13 133H12V134L9 133L10 139H11V138H13V139H12L11 141L9 140L10 143L8 142V146H10L11 148H10V147H8L9 149L6 148L5 151L7 152V155H6V152L3 150V149H5V148H3V146H2V142H0V159H1V160H0V175H6V178H5V179H6V185H5V186L8 187V189H12V190L9 191L7 188H6V189H7L9 192H12V191L14 190V191H13L14 193H16V194L19 193L18 195H19L20 200H19L18 197H15L16 195H14L15 199L18 198L19 201H22V200H23L24 203L27 204V205H26V206H27L26 208H28V210L25 209L26 211L24 210V211H22V212H25V214H26V212H28V214H29V212L31 213V210H32V213L34 212V214H35V215L37 216V218H38L37 220H34V221L37 222V221L39 220V217H41L40 219L42 220V217L45 216V217H44V220H43V221H44V224H45V221H47V219L49 218L50 221H51V224L54 225V224L56 223L55 229H57V227H59L60 229H62V230H64V231H65V230H68V231L71 232V234H70V232L68 233V231H66L65 233H64V231H63V234H65V236L67 235V233L70 234V235H72V236H74L75 232L78 231L77 233L79 234V232H80V234L78 235V234L76 233V234H77V235H76L77 237L81 236L80 239L83 238V240H84V239L86 238V239L88 240L87 243L85 242V245H86V244L89 245V240H90V238H91L90 235L92 236V241H91L92 243H90V245L93 244V243L96 244V245L93 244L94 247L97 246V244L99 245L100 242L104 241V242H102L103 244L100 243L99 247H96L95 249H92V250H94V251H91V250H90V252H89V249L93 248V246H91V248H90V245L88 246L89 248H88V247H85V246H84V243H82V241L80 242L79 240H77V241L80 242V243L77 242L78 245H79V244H80V245L83 244L82 246H84V248H81V246L78 247V246H76V244H74V247L76 246L75 249L78 250V248H81V251L78 250V252H77V250H75L74 247L72 246L73 243H72L71 240H72L74 237H70V236H69V238H68V237H65V239L68 238L67 240H68L69 242H71V243H70V244H71V245H70L71 248L68 250L69 252H68L65 248H64V252H63V250H60V251H61V252H60V251L58 250L59 247H57L58 249H56V250H57L56 253L59 252L58 254H60V255H58V256H61V255H62V257H63V255L65 256L67 253H70V257H72V256H73V257L85 256V257H87V258H92V257L101 258V257H99V256H102V258H107V257H104V255H102L101 253H100V255H99L100 248H102L103 245H104V246H111L112 243H113L112 246L114 247V243L117 241L116 237L118 238V242H119V244H120V248H122V247L124 248V247H126V246L128 245V247H130L129 249H136V248H132V246H135V244H136V243L134 242V241H135L134 236L136 237V232L138 231L137 229H139V227H140V229H141L142 227H143V229H145V228L148 229V228H149V225H148V224H150L151 226L156 225V228H155V227H154V228L151 227V229L149 228L150 230L153 229V230H155V231H157V232L159 231L161 234H165L164 237L167 238L166 240H167V241L170 240V241H168V242H170V243H171V242H172V243L175 242V243H173V244L176 246V248H177V245H176V244H178V242H179L178 245H180V247H178V249L175 248V250H176L175 252L178 251L177 253H182V255L177 254L176 257L173 256V258L171 259V257H172V256L170 255L171 253L167 254V256H170L169 259H167V260L169 261V264H172V263H174V264H192V262H191V263L189 262V261H191V260L188 261V259L192 257V255L190 256V253L192 252V250H197V249H200L201 251H200V250L196 251V252H197V255H195V256L193 255V256H194V258L197 256V257L199 258L198 260L202 259V260L198 261V263L202 261L203 264H205V263H206V264H208V263H209V264H212V262H213V261L215 262V260H216V261H218V263H217V262H216V263L219 264V261H220V263H221V261L223 260V259H221V258H223V256L226 257V254H224V255H222V254H223V253H228V252H223V253H222L221 250H222V251H226V250L228 251V249H229L230 251H232L234 248H235V249H234L235 251H236V250L239 251V252L236 251V252H237L236 254L239 253V257L243 258L242 256L244 255V258H246V259H244V262H243V260H242L241 258H239V259L242 260L241 262H240V261H237V259H236V261H233V260H230V261H229V259H231L232 257H233L232 259H234V260H235V258H238V257H236V256L234 255V254H235V253H234L235 251H233V256H232V255H229V257H231V256H232V257L227 259V263H225V262H226V258H224V260L222 261V264H223L224 261H225L224 264H228V261H229V262L232 261V263L235 262V264H241V263H242V264H244V263L248 264V263L250 262L249 259L252 260V261L250 262L251 264H252L253 261L255 262V263H253V264H264V256H263V253H264V252H263V250H264V247H263L264 245H263V244H264V243L262 244V241L264 242V240H263V238H264V233H263L264 230L262 231L263 234L260 233V231L262 230V227L264 226V221H261V219L263 220L262 216H264V213L262 212V211L264 210V190H263L264 187H262V186H264V185H263V183H264V175H261V174H264V172H263L264 169L259 168L260 166H261V167L263 166L262 168H264V165H263V164H264V162H263V161H264V160H263V159H264V156H263V155H264V154H263L264 151H262V150H264V143L258 145V143H260V142H264V141H263V138H264V137H263V136H264V131H263V130H260V129H257V127H259V126H263V127H264V100H260V99L258 100V99H257V98H260V97H255V98H256L255 100H254V98H253V100L250 99V100H252V101H249L248 98H247L248 101H245V99H243L244 102H240V100H238L239 102H237V100H236V101H234V100H233V101H231V100H230V101H229V100H227V101H223V100H222V101H219V103H216V105H217V107H216V110H217V116H216V118H217V119L214 120V117H215V116H214V117L212 118V122H211V119L207 120V118H204V119H206L207 121H206V120L203 121L202 118H200L199 121H197V120L195 121V120H194L195 122L192 121V120H190L191 122L187 120L186 122H188V123H189V122H190V123L194 122V124L192 123L193 126L191 125V129H190V127H188V125H189L188 123H187L188 125L186 124L187 126L184 125V122H182L183 120H179L180 122L183 123L182 125H180V126H179V124L177 125V123H176L177 120H176V119H174V121H175V123H176V125H177V128L174 129L175 127H174L173 124H175V123H173V121H172L173 118H172V120H171L172 123H173L172 125H171V121H170L171 118H169V121H168V122H170V123L168 124V123H167V120H166V122H165V120H164V121H163V122H164L163 125H164L165 127L163 126V127L161 128L162 130L160 129L161 131H160V133H159V129L156 130L155 127H157V128L161 127V126H162L161 123H163V122H161V120H158V121H157V119H159L160 117H159V118H157V116L152 117L153 119L151 118L152 121H150V122L153 123V121H155V120H154L155 117H156V122H158V123H157L158 125L156 124V122H154V123H155V127H154V125H151V126L153 127V129H154V132L157 131L160 135H161V132H164V133H163V134H164V137H163V134L161 135V137H160V135L158 134V136H159V137H158L157 134H156L157 132H155V135H156V136H155V135L153 134L154 132H152V134L155 136V137H154V141H156V143H158V142H160L162 139L157 140V138H162V137H163V139H165V140H162L161 143H162V144H165L164 142H166L165 146H164V145L162 146L161 143L158 144V145L161 144L160 146H162V148H160L159 146H158V147H154V146H157V145H154L155 142L153 141V139H152V140L150 139V138H152V134L150 133L151 135H149V136L147 135V136L149 137V139H150L149 141H150L151 145H153V148H154L155 150H153L152 148H150V147H152V146L150 145V143H149V145L147 144V145L149 146V149H148V146H146L147 148H145V149L143 148V147L146 145L147 140H148V137L146 136V131L148 130V131L150 132V129L147 128V127H148L147 125H148L150 122H149L148 120H144V123L147 122L148 124L143 128V127H142V123H143V121H142V123H139V121H140V120H143V119H138L139 117H141L140 115H138V116H137L138 118H136L135 115H137V114H134V118H133V120H139V121H138V122H137V121H136V122H133V120H130V121H132L133 124H134V123H139V124H137V125H141V127L139 128V127L136 126L135 124H134V125H130V126H131V127L133 126L134 128H135V127H136V128L138 127V130H139V129H142V130L144 129V131H143L144 133H142L141 131L139 132L138 130H135V131H137V132L132 131L133 129H130V128H129L130 126L128 125V123H130V122L125 121L124 119L127 118V116H128V115H127L128 112H130V114H131V115L129 114V116H128L129 119H130L131 117H133V116H132V115H133V112L131 113V111H126L127 114H124V116H122V113H123L122 111H125V109H127L128 106H132V105H130L131 103L121 104V103L119 102V103H117V104H120L122 107H121L120 105H117L116 103H115V105L111 106V107L114 108V107L117 105V107H115V108L118 109V106H119L120 108H122V110H121L120 108H119V110H114V112L119 111V113H120V111H121V112H122L121 115H120V114H116V113H114V112H113V114L119 115L120 117L116 116V118H119V119H121V120L123 119V120H124V123L128 122V123L126 124V125H128V127H127L128 129H126V130H129V129H130V130H129V131H130V134H131V131H132V132H135V133H132V137H134V138H133L134 140H135V138H136V139H139V138H138V137H135L136 135L134 136L133 134H137V133H142V134H143V135H142V134H141V135H140V134L137 135V136H139V135H140V136H143V139L140 137V138L143 140V142H142V143H143V146H142V144H141V146H140V141H141V140H140V141H139V140H135L136 142L138 141L139 144H138V146L136 145L135 148H134V147H133V146L135 145V144H133V143H134V140L132 139V137L130 138L131 135L129 136V132L121 133L120 131H122V130H120V131L118 132L119 134H124V135H125V133H126V137L121 135L122 138L125 137V141H126V143L129 142V141L126 140L127 135L129 136L128 138L131 139L129 144H131V141L133 142L132 145H130V146H126V144H125V146L128 147V149H127V148H126V149L129 150L131 153H132V151H133V148L135 149V151L138 149L139 152L136 151V153L140 154V156H141L143 150H146L145 153L147 152V154L149 153V150H150V149L153 150V151L150 152V154H148L149 156H148V155H147V157H142V156H141V158H138V160H136V161H139V159L144 158V159H142V161H143L142 165H143L144 163H146V162H148L149 164L151 163V164L153 165V163H152V162H154L153 158H154V159L157 158V157H154V156H157V155L159 156V154L161 153V155L158 157V158H160V157L162 156V154H163V150H164V149H165V151H164V156H165V155L167 156L168 154H165V153H168L169 150L172 151V149H173L174 151H177V150H178V151L175 152V153L172 151V153H174V155H177L178 157H180V158L182 159V158H184V157H181V156L178 155V154L181 153V152L179 151V149H181V148L176 147V149H175V145L177 146V144H178V146L181 147L183 141L186 140V142H187L188 139L190 140V142H191V141L194 142V145H195V146H198V145H199V144H195V142H197V143L199 142V143H200V146L197 147L198 149L196 150V148H195L196 153H195V151L193 150L194 148H193V149L191 148V146H192V142H191L190 145H188L189 143H187V145H188L187 147H186V146L184 145V143H183L184 146H182V148H183V147L187 148V151H190V149H191V151L193 150V152L196 154V156H194V154H192V156H194L192 162H191L192 159H190V160L188 159L189 162H190L189 164L191 165V169H190L189 164H186V163H185L186 160H184V159H187V158H186V157H187V156H186V152H187V151L185 152V154H184V152H183V154L185 155V158H184L183 160H181V159H179V158L177 159L176 156L173 158V157H172L173 154H172V156H171V155H168V157L166 158V159L168 160V161H167L168 164H167V163H166V164L168 165V168H169V169L171 168V167H169V164H170L169 162L172 160L171 162L173 163V159H174V163H176L177 165H178V160H179V163L182 161V164H183V162H184L185 165L189 166V167H186V169H188V168H189V169L186 170L187 172H185V173H186V174H185L184 172H182V169L180 168L182 164L180 163V164L178 165V167L180 166L179 168L181 169V170L179 169V171H181V173L184 174V176H179V177H180V178H181V177H182V178H185V177L189 176V177L186 178V179H182V178H181L183 181H182V180H181V182L179 181L180 184L177 183V181H176V182L173 181L174 179H172V176H173L175 179H177V178L179 179V177H177V176H178V172H176V173L174 172V171H178V168H176V170H174V169H175V168H174V169H173L174 171H173L172 168H171L170 170L168 169V170H169V171H168V170H166L167 168L165 169V167H166L167 165H165V163H164V164H161V163H162V160H165L164 156H162V158H164V159L160 158V160L162 159V160H161V163H160V161L157 162V163H159V165L157 164V166H155V164H156L155 162H156V160H158V159L155 160V162H154V167H153V168H154L156 171H154V169H153V170L151 169V166H152L151 164H150V166H148L149 164H145V165H146V168H147V172H148V170H149V169H148L149 167H150V169L152 170V171L149 170V171H150L149 173H151V172H153V171L156 172V173H157V171H158L159 173L161 172L159 175H158V173H157L160 182H161V183H162V182L165 183V181H166V182L169 181L170 184H172V186H171V185H169V182L167 183V186H169V190H170L171 188L174 189L175 185L178 186V189H177V188H176L177 190L174 189V192H175V191H176V192H177V191L179 192L180 189H181V190L184 189L183 191H186L187 195L189 196V200H190V197L192 198L191 201L189 202V204L192 203V205H190V206H192L191 208L195 207V200L197 199V195H194V196H196V199H195V200L193 199V198H195V197L193 196V194H192V192H191V189H193V191H194V190H195V187L193 188V186H194V184H197V182H196V183H194V184L192 185V181H193V180H192V177H195L193 174H196V175L198 174V173H197V170L195 169V168H197V166H198V165H197L198 163H196L197 160H199V159H198V156H199V155H198V153H199L198 151L201 150V151H200V152H201V155H205V154H206L205 157H207V153H208L207 149H209V148L211 149V147L209 146V145H210V142H209V141H211V144H212V141H215V137L217 136L216 141H217V140H219V141H217L216 144H217V145L219 144V146L221 145V146H220V151L217 152V153H220V152H222V153H220L219 155H218L217 153H214V152H216L217 149H219V147L217 146V149H215L213 152L209 151L210 154H208V156H209V163H210V161H211V160H210V159H211V158H210V155H211V157H212L213 155H215V154L218 155V157L221 156V155H222L221 157H223V158L225 157V158H224L225 160H224L223 158H220V157H219V158H220L221 160L218 159V158L215 159L216 156H215V158L212 157V159H213L215 162H217V163H214V164L211 165V163L214 162L213 160H212V162L210 163L211 167L214 165L215 168H216V164H219V165H217V167L221 165V164L218 163V162H221V163H222V166H221V168H220L221 170H218V171H220V174H221V175H219V172H218L216 169H215V170L217 171V173H215L214 168L210 169L211 167L206 165V164H207V161L203 162L204 167H202V166H203V164L201 165L202 161L199 160V161H201V162H200V165H199V166H201V167H199V170H200V168H201V169H202V168L204 169V174L202 173L204 176H202V177H204V180H205L206 182H205L204 180H198V179H197V181H200V182L203 181V182H204V185H205V184L207 185V184H208L207 182H211V181H213V183H211V184H213V185H214V181H217V184H218L217 186L214 185V187H218V188H215V190H213L214 192L210 189V188H211L210 186H212V189H214L213 185H211V184H209L210 186H209V185H207V186L205 185V187H206L205 189H206V190H203V189H202V190L205 191V192H202V191H201L202 194H204V193L206 194V192H207V194H209V195H207L208 198H207L206 196H204V197H206V198L208 199V200H207L208 202H205V203L203 202V203H202V201H201L202 204L199 203V204H197V205H199V206H200V205H201V206L203 205L202 208L205 209V210L207 211V215L209 214L210 211H211V212H210V215H211V213H212L213 210H214V213H212V216H211V217H210L209 215H208V217H206V215H203V214H205V212H204L203 214H202L203 211L200 213V211L202 210V208H200L201 210L198 211V210H199V208H198L199 206H198V207H195V208H193V209H191V208L189 209L190 206L188 207V205L185 203V204L187 205V206H186V205L183 203L184 201H182L181 197L175 198L174 196H173L174 198H171L173 201L170 199V200L172 201V202H171V203H172L171 205H169V204H170V203H169L170 200H169V201H167L166 204H165V205H167V206H164L161 210H159V211H157V212H155V213H151V214H150V213H147V212H143V211L141 210L143 207H146L148 204H151V203H155V202H157V201L162 197V195H161L162 193H160V194L158 195L156 192L153 191V190H155V189H153V188H154L153 186H154V184H155L154 182L158 181V180H155L154 178H152V176L155 177V175H156L154 172H153L154 174L152 173L153 175L148 173L150 176H149V175L147 174V172H146V174H147V175H146V174H145V171H146V170H144V168H143V171H144V178H145V179H142L143 174L141 173V175H140V173H139V171H138L141 167L139 168L138 166H136V165L139 164V162H138V164H137V162L135 161V162H136V165H135V163L133 162L134 160L132 159V158L135 159V157H134L133 155H136V154H133V155H132L131 153L128 154L129 157H132V156H133V157L130 158V159H131L130 161H128L129 159H128V160L126 159V163H127V161H128V162H129L128 164L130 165V167H131V168L133 167L132 169H134V172H136L135 175H133L132 173H130V174L128 173V172L132 171V169H129V170H128L127 168H129V166L126 164V166H127V167H126L124 161H123V162L121 161V159H122L124 156H126V155H124V156L121 155V158H120V159H119V157H117L119 153H122V152H123V153L126 154V153H128V151L126 150L127 152H124V150L122 149L121 151L119 150V151H120L119 153L115 154L116 152H118V151H116V149H115V148L117 147V145L121 146V144H122L121 148H122L123 145H124V144H123L124 141L121 139V137H120V139H117V138H116L117 141L120 140L119 143L122 141L121 144H119V143H117V141H115V142L117 143V145H115L116 143H114V140H113V139H111V141L113 140V143H112V144H111V142H107V140L109 141V138H110V137L108 138L109 135H112V136L115 137V135H113L112 133H114V134L117 133V130H116L117 127H118V130L121 129L119 126H120V123L123 122V120H122V121L120 120L121 122H117V123H119L118 126H116L117 123H115V124H116V125H115V124L112 122V120H111V122H112L111 125H115V126H116V127H115V126L113 127V129L116 128V129H114V131L116 130L115 132H112V131H111V130H113L112 128L107 129L108 131L105 130L106 128H104L105 125H104L103 123L101 124V125H103L102 128H100L101 125H98V124H97V126H95V128H94L93 126H88V127H86V128H83L85 125L87 126V123H88V122H89L88 125H89V124H91V125H95L96 123H98V121H97V122H94V124H92L93 121H95V119H98L97 117L100 115V114H99L100 111L103 112V114L106 113V114L102 115V113L100 112V113H101V116L106 117V115H108V112H109L111 109L113 110V108H111V109L108 108V107H110V106H108V105H109V102H108L107 105L102 106L103 108H101V107H99V106H95V105H93V103H90L91 106H92V111L90 110V112H94V111H93V106H95V107H94V110H95V109H96V111L99 110L98 112L95 111V112H96L95 114H97V113L99 114L98 116L96 115L97 117L94 116V115H95L94 113H90V114H88V113H89V110H88V109H89V107H91L89 103H87V104L85 103V104H84V105H86L85 107L87 108V109H86V108L84 107L85 110H88V112H86L87 116H86V114H84V115L81 114L82 116H81L80 114H79V116L76 115V114H75V116H74V114H72V115L74 116V118H72L73 116L71 115L72 117H70V119L72 118V120H71V122H69V121H68V120H69L68 117L70 116V114L68 115V113H66L65 117L68 115V117H67V118H68L67 121L70 123V124L68 123V124L70 125V127H69V125L65 126V124H67V123H66L67 121L65 122V120H66L65 118H60V117H58V116H60V115L62 114V113H61V109L65 107V105H64V107H63V103H60V104L58 103V104L56 105V107L58 108V110L55 111V112L52 111V109H51L55 104H52V105H53L52 107H51V105L49 104V105H50L49 107H50L52 113H51L50 111H49V112H50L51 119H52L53 121H51V123H50V120H49V123H47L48 120H47L46 117L44 116V115L46 114L47 111L44 112V114H43V110H44V111L46 110V109H45V106H44L46 103L43 104V102H42L43 108H41V107H40V102H38V103L36 104V100L33 99L34 101H32L31 98L27 96V93H26V95H25L24 89H22ZM25 90H26V89H25ZM248 90H249V89H248ZM250 90H251V88H250ZM253 90L255 91V89H253ZM253 90H252V91H253ZM18 92H19L20 94H22V93L20 92V90H19ZM24 95H25V98H24ZM21 98H22V99H21ZM29 98H30V99H29ZM26 99H27V100H26ZM20 100H21V101H20ZM31 101H32V102H31ZM24 102H25V103H24ZM34 102H35V103H34ZM101 102H102V101H100V105H102ZM114 102H116V100H115ZM117 102H118V101H117ZM94 103H95V102H94ZM96 103H97V102H96ZM96 103H95V104H96ZM104 103H105V101H104ZM111 103H112V102H111ZM32 104H34V105H32ZM88 104H89V105H88ZM105 104H106V103H105ZM35 105H36L37 107H36ZM59 105H61L62 108H61ZM74 105H75V104H74ZM76 105H77V104H76ZM76 105H75V106H76ZM87 105H88V106H87ZM97 105H98V104H97ZM103 105H104V104H103ZM19 106H20V107H19ZM26 106H27V107H26ZM46 106H47V105H46ZM107 106H108V107H107ZM11 107H12V110H14L13 112L11 111ZM38 107H40V108H38ZM54 107H55V106H54ZM105 107H107V108H105ZM123 107H125V109H124ZM5 108H6V109H5ZM34 108H35V109H34ZM59 108H60V109H59ZM100 108H101V109H100ZM129 108H132V107H129ZM36 109H37V110H36ZM50 109L47 108V110H50ZM106 109H107V111H106ZM108 109H110V110H108ZM238 109H239V111H238ZM41 110H42V111H41ZM54 110H55V108H54ZM0 111H1V110H0ZM34 111H35V112H34ZM40 111H41V114H40ZM26 112H27V113H26ZM49 112H48V114H49ZM110 112H112V111H110ZM12 113H13V114H12ZM58 113H60V114H58ZM124 113H125V112H124ZM9 114H11V115H9ZM30 114H31V116H30ZM35 114H36V115H35ZM51 114H53V116H55L56 119H54V117L52 118V115H51ZM54 114H55V115H54ZM91 114H92V115L94 114V115L92 116ZM109 114H111V113H109ZM32 115H33V116H32ZM37 115H38V116H37ZM46 115H47V114H46ZM88 115H90V117H89ZM126 115H127V116H126ZM214 115H216V113H215ZM50 116H48L47 118L50 119ZM62 116L64 117V115H61V117H62ZM84 116H85V117H84ZM91 116H92V118H91ZM113 116H114V115H113ZM1 117H2V118H1ZM4 117H5V118H4ZM30 117H31V118H30ZM57 117H58V118H57ZM79 117H80V119H78ZM110 117H111V119H112V116H110ZM124 117H125V118H124ZM143 117H144V116H142L141 118H143ZM59 118H60L62 121H63V119H64V123H63L61 120H59ZM75 118H76V119H75ZM82 118H83V119H85V118L88 119V118H89V119H88L87 121H86V119H85V121H84ZM90 118H91V119L94 118V120H91ZM107 118H109V116H108ZM114 118H115V117H114ZM116 118H115V119H116ZM146 118L149 119V117H147V116H146ZM7 119H8V121H6ZM10 119H12V120H10ZM26 119H27V120H26ZM43 119H44V120H43ZM77 119H78V120H77ZM105 119H106V118H105ZM119 119H116V120H114V121H117V120L119 121ZM129 119H128V120H129ZM131 119H132V118H131ZM161 119H162V118H161ZM164 119H165V118H164ZM166 119H168V118H166ZM3 120H4L5 122H4ZM13 120H14V123H15V125H16L17 128L13 126V124H14V123H13ZM28 120H29V121H28ZM42 120H43L44 122H43ZM74 120H75V121L77 120V121L74 123ZM80 120H81V121H80ZM90 120H91L92 123H90ZM100 120L102 121V119H99V122H100ZM106 120H107V119H106ZM106 120H103V121H104L105 124L107 123L106 125H108V122H110V121H108V120L106 121ZM126 120H127V119H126ZM149 120H150V119H149ZM162 120H163V119H162ZM200 120L203 121V122H202V125H201V126H203V127H201V128H200V123H201ZM35 121H38V122L35 123ZM55 121H56V122H55ZM59 121H60V123H59ZM78 121H79L80 123L84 121L86 124H85L84 126H82L83 124H82V123L80 124ZM105 121H106V122H105ZM159 121H160V122H159ZM179 121H178V123H180ZM214 121H216V123H218V124H217V128H216V132H218V135H215L216 132H215V133H212V130H210V129H211L210 127H212L211 125H212V124H213V125L216 124ZM2 122H3V123H2ZM6 122H7V123H6ZM52 122L55 123V125H54V124L52 125ZM72 122L74 123V128H71V127H73V126H72V125H73ZM84 122H83V123H84ZM132 122H131V123H132ZM140 122H141V121H140ZM199 122H200V123H199ZM210 122H211V123H210ZM12 123H13V124H12ZM34 123H35V124H34ZM41 123H42V124H41ZM77 123H78V124H77ZM100 123H101V122H100ZM144 123H143V126H144ZM154 123H153V124H154ZM165 123L167 124V126H169V128H170V126H173V128L171 127V129L168 130L169 128L166 126ZM196 123H199V125H197ZM204 123H205V124L207 123V124L205 125ZM229 123L231 124V127H232V124H234L235 127H237V128L240 127V128H238V129L236 128L237 130H235V131H234L235 128L232 129V130L234 131V132L232 131V133H231V132H227V134H225L224 132H222V133H223V135H222V133L220 132V129H222L221 126H223V124H229ZM7 124H8V125H7ZM61 124H62L63 126H65L66 128L69 127V128L66 129V130L69 129V130H68L69 132H65V133H66V134L69 133V136H70V137H68V135L66 136V134L63 132L65 128L63 129V131H61L62 133L58 134V136H57V133H59L58 131H60V129L63 128V127H61V126H62ZM76 124H77V125L80 124V125L82 126V128H81L80 131H79L80 127H79V128L76 127V129H78L77 131H75V134L78 133V135H76L77 138H76V136L74 135V131H73V130L71 131V129L76 130V129H75V126H77ZM109 124H110V123H109ZM150 124H151V123H150ZM159 124H160L161 126H160ZM180 124H181V123H180ZM195 124H196V125H195ZM208 124H210V127H209ZM238 124H239V126H237ZM26 125H27V126H26ZM123 125L125 126V124H123ZM123 125H121V126H123ZM176 125H175V126H176ZM194 125H195L196 127H195ZM204 125H205V127L208 125L206 128H207V129L209 128V129L206 130L205 127H204ZM218 125H219V126H218ZM220 125H221V126H220ZM234 125H233V126H234ZM244 125H245V126L247 125L248 127H249V125H250V127H253L254 129H249V128L245 127ZM8 126H10V127H8ZM41 126L43 127V129H42L41 132H40V129L42 128ZM55 126H58L60 129H59V130H56L57 127H55ZM151 126L149 125V127H151ZM158 126H159V127H158ZM178 126H179V127H178ZM183 126H184V127H183ZM198 126H199L200 129L198 128ZM215 126H216V125H215ZM243 126H244L245 128H247V130H246V129H245V130H246L248 133H249V130H250L251 133H249L248 136L246 135L247 133L244 135V133H245L246 131H245V132L242 131V127H243ZM26 127H27V128H26ZM89 127H90V128L92 127L91 130H92L93 128L95 129V130H94V129L92 130V133H94V131L96 132L97 127H99V128L97 129V133H98V131H100L101 129L105 130V131H104L105 133H102L103 131L101 130V133H102L103 135L105 134L104 136H102V137H104L103 139H100V137H101L100 134H101V133L99 134V136H98L97 133H96L97 135L95 134L96 136L99 137V138L96 137L97 139H99L98 141L100 142V140H101V142H100V145H101V146H100V145H98V146H100V147H102V148H103V146H104V148L106 147L105 149L107 150V149H108L107 147H109L110 144H111L110 146H112V147L115 145L116 147H115L114 149H115L116 152H114V150L112 151V147H109V148L111 149V150H109V151H111V153H113V155L115 154L116 157H117V159H119V161H121V164H120V162H119V165H122V163H124L123 165L125 166V167H124L125 171H123V173H124V172H125L126 174L128 173V174L130 175V177L133 175L131 178H133V179L137 178L138 181H143V180H144V183H145L146 180H147V183H146V186H147L146 189H147V190L145 189L146 186H144V188H143L144 190H140V189H141V187H140V182L138 183L140 188L138 187V185H136V184H137V182H136L137 179H136V180H133V179H132L133 183H134L137 187L134 186V184H131V186H134V187H130V188H129L130 185H128L127 182L129 183V181H130L131 178L129 177V179H128V177H127L128 174H127V176H126L127 179H128V181H127V180H125L126 178H125V176L122 174V172H119V171H120V168L123 169V168H122L123 166H121V167L119 166V169H118V168L114 169V168H115V167H114V168H113V170H114V174H113V171L110 169V171H112V173H111V175H110V176H111L110 178H109V176L106 175V172L104 171V169H102V168L100 169L99 166H101V165H98V166L96 165L97 168H96V166L93 168V169H95V171H96L97 173H95V172L92 171V170H91L92 172L90 171V167H91V169H92V167H93L95 164H101V163L103 164L104 162H106L105 160L108 161V159H107V158H104L105 160L103 159V157H104L103 155H104V154H103V155H102V154H99L100 157H99V156H96V157L94 156L95 159H97V157H99V158H98V159H99V160H98V163H96L97 160H96V161H93L94 158H93L92 161H91V158L93 157V156L91 157V155H93V154L90 155V157H89L90 160L88 159V156H86L87 158L85 157L88 161H87V160L84 161V158H83V159L81 158V157H82L81 152H83V153L86 152V154H87V152H89L91 149H97V151H98V148H99V147H96V146L93 145V140H95V139H93V138L95 137V135L91 133V131L89 130V129H90ZM108 127H112V126H107V128H108ZM133 127H132V128H133ZM152 127H151V129H152ZM180 127H182V128H180ZM185 127H186L187 130H188V129H189V130H192V129H193V130L189 133V130H188V132H187L186 129H185V130L183 129V128H185ZM192 127H193V128H192ZM9 128H12V129H9ZM29 128H31V129H29ZM87 128H88V129H87ZM125 128H126V126H125ZM125 128H124V129H125ZM136 128H135V129H136ZM163 128H166V129H167V130H166L167 133H168V132H171V133H176V134H177V133L179 132V133H178L179 136H177V135H175V136H177V137H178V141L180 140L182 143H181L180 141H179V143L176 142L177 139L175 140V138H177V137H175V138L173 137L175 141L173 140V143H171V142H172L171 140H172L173 138H170V141H169V137H171V136L168 134L169 137L167 136V138H168V139H167V138H166V135H165L166 132L163 131ZM178 128H179V130L181 129V131H179ZM194 128H195V129H194ZM218 128H220L219 131H218ZM28 129H29V130H28ZM83 129H84V130H85V129L87 130V131L85 130V131H86V134H84V137H86V138H84V137L82 138V136H83L82 134H83V132H84ZM122 129H123V127H122ZM124 129H123V131H124ZM146 129H147V130H146ZM173 129H174V130H173ZM201 129H204L206 132L204 131L205 133L203 134V133H202L203 130H201ZM243 129H244V128H243ZM248 129H249V130H248ZM255 129H256V130H255ZM32 130H33V131H32ZM66 130H65V131H66ZM109 130H110V131H109ZM145 130H146V131H145ZM164 130H165V129H164ZM172 130H173L174 132H173ZM175 130H176V131L178 130V132H175ZM183 130H184V132H185V135H184V133H183ZM197 130H199V131L201 130V133H199ZM209 130H210V132H208ZM238 130H239L240 132H239ZM251 130H252V131H251ZM253 130H254V131H253ZM257 130H258V131H257ZM31 131H32V132H31ZM82 131H83V132H82ZM152 131H153V130H152ZM194 131H195L196 133H195ZM236 131H237L238 133H236ZM38 132H39V133H38ZM52 132H53V134H55V135L58 137V140H57V141L54 140V136L52 135ZM71 132H72V133H71ZM79 132H82V134H80ZM106 132H108V133H106ZM193 132H194L195 134H192ZM207 132L209 133V135L207 134ZM259 132H260V133H259ZM262 132H263V135H262ZM63 133H64V134H63ZM84 133H85V132H84ZM87 133H88V134H87ZM89 133L92 134L93 136H91ZM110 133H111V134H110ZM118 133L116 134L117 137H119V134H118ZM127 133H128V134H127ZM171 133H170V134H171ZM180 133H181V134H180ZM186 133H188V134H190V135H188V134L186 135ZM198 133L201 134V135H203V137H205V135H207V136L209 137V139H210V138H211V139L209 140V139H207V138H203L201 135H199V136H200V137H199L200 141H199V140L197 141V138H198L197 135H198ZM219 133H220V134H219ZM229 133H230L231 135H230ZM234 133H235V134H234ZM239 133H240L241 136H239ZM241 133H242V134H241ZM1 134L3 135V133L0 132V141L3 140V136H2ZM46 134H47V135H46ZM61 134H63V136H61ZM108 134H109V135H108ZM147 134H149V133H147ZM182 134H183V136H182ZM191 134H192V135H195L197 138H196V137L193 138ZM212 134H213L215 137L212 138V136H213ZM233 134H234V135H233ZM59 135H60V138H59ZM79 135H81V137H80ZM85 135H86V136H85ZM88 135H90L91 138L93 137L92 140H90V137H88L89 139L87 138ZM106 135H107V138H108V139L106 138ZM210 135H211V136H210ZM220 135H221V136H220ZM224 135H225V137H226L225 139H223V138H224ZM228 135L230 136V138L227 137ZM251 135H252V136H251ZM1 136H2V137H1ZM13 136H14V137H13ZM47 136H49V137H47ZM51 136H52V137H51ZM56 136H55V137H56ZM64 136H65L66 138H65ZM74 136H75V138L77 139V140H76V143H77V141L81 143V140H80V139L82 138V143H81V145H82V144H83V145L87 144V143H86L87 140H86V142H84L83 139H88V142H89V143L92 142V144H91L92 146L89 145V143H88L89 147H88V145H85V147H88V148L93 147V148H91L89 151L87 150L88 148H86V151H85V152H84V150H85L84 148H85V147H83V145H82V146L80 145L79 147L76 148V146H78L79 143H78L77 145L75 144V140H74V138H73ZM172 136H174V134H172ZM181 136H182L184 139H183ZM184 136L187 137V138H185ZM188 136H191V139H192V138H193V139L191 140L190 137L188 138ZM218 136H219L220 138H221L222 136H223V137H222L221 139H219ZM231 136H232V138H231ZM237 136H239V139H238ZM21 137H22L23 139H22ZM28 137H29V138H28ZM78 137H79V138H78ZM114 137H113V138H114ZM179 137H181V138L179 139ZM235 137H237L238 140H237ZM241 137H242V138H241ZM249 137H251V139H249ZM17 138L22 139V141L24 142V146H27V147H23L24 149H23L22 152H21V150H22L21 147L23 146V142H19V141H21V140H19V139H17ZM31 138H33V139H31ZM41 138H42V139H41ZM105 138H106V139H105ZM128 138H127V139H128ZM201 138H203V139H201ZM228 138H229V141H228ZM233 138H235L236 140L234 139V140H235V141H234ZM244 138H245V139H244ZM247 138H248V140H247ZM14 139H16V140L14 141ZM60 139H61V140H60ZM69 139H71V140H69ZM72 139H73V140H72ZM97 139H96V141H97ZM114 139H115V138H114ZM123 139H124V138H123ZM166 139H167V141H166ZM226 139H227V140H226ZM230 139H231V140H230ZM252 139H253V140H252ZM257 139H258V140H259V139H262V140H259L260 142H258ZM67 140L71 141V142H68V144H69V143H70V144H73V143H74V145H73L72 147L68 146V144H67ZM128 140H129V139H128ZM182 140H183V141H182ZM189 140H188V142H189ZM193 140H194V141H193ZM195 140H196V141H195ZM221 140H223L224 143H225L226 141H227L228 143L223 144V142H222ZM240 140H241V141H240ZM244 140H245V141H244ZM50 141H51L52 143H51ZM64 141H65V142H64ZM96 141H95L94 144H95V145L99 144L98 141H97V143H96ZM102 141H103V142L106 141L107 143L105 142V144H104V143H102ZM149 141H148V142H149ZM151 141H153V143H152ZM163 141H164V142H163ZM230 141H231L232 143H234L235 146H234V144L230 143ZM233 141H234V142H233ZM248 141L250 142V144H249ZM11 142H14V143H15L14 145H15V148H16V149H15V148H12V144H13V143L11 144ZM16 142H17V143H16ZM35 142L37 143L36 145H35ZM136 142H135V143H136ZM174 142H176V144H175V145H172V144H174ZM206 142L209 143V144H207ZM219 142H221V144H220ZM242 142H243V143H242ZM246 142H247V143H246ZM18 143H19V145H18ZM20 143H21L22 145H21ZM53 143H54L55 145H54ZM63 143H64V144H63ZM84 143H85V144H84ZM229 143H230V146H229ZM245 143L249 145V148L245 145ZM254 143H255V144H254ZM16 144H17V146H16ZM25 144H26V145H25ZM61 144H63V145L61 146ZM106 144H107V146H106ZM108 144H109V145H108ZM113 144H114V145H113ZM168 144H169V145H168ZM185 144H186V143H185ZM204 144H205L206 147H207V145H208L209 148L207 147L206 150H205V149H204V148H205ZM216 144H215V145H216ZM227 144H228V145H227ZM231 144H232V146L235 147V148L232 147V148H234V149L231 148ZM236 144H237V145H236ZM239 144H240V146H239ZM241 144H242V145H241ZM14 145H13V147H14ZM56 145H57V146H56ZM170 145H172L173 148H172V149H167V146H168L169 148H171ZM180 145H181V146H180ZM223 145H224V146H223ZM226 145H227V146H226ZM253 145H254V146H253ZM256 145H257V146H260V148H261V149H260V148L258 147V148L261 150V152H259V149H257V150H258L257 152H259L260 154L262 153V155H260L259 153H257V154L260 155V157H258L259 160H260V159L262 158V156H263V158L261 159V160H263V161H261V160H260V161L258 160L259 162L256 161V160H257V156H258V155H255L256 153L254 154V152L256 151V149H255L254 147H256ZM261 145H263V149H262V146H261ZM18 146H20V147H18ZM47 146H48V147H47ZM119 146H118V147H119ZM125 146H124V148H125ZM195 146H193V147H195ZM222 146H223V148H224V147L226 148V149H225V151H226V152H225V155H223V154H224V152H223L224 149L222 148ZM228 146L232 149V151H231V149H229ZM237 146H238V147H237ZM241 146H244L243 149H242ZM64 147H66V148L64 149ZM82 147H83V148H82ZM94 147H95V148H94ZM118 147H117V148H118ZM130 147H131V148H130ZM136 147H137V149H136ZM139 147H140V148L142 147V149H141L142 151L139 150ZM164 147H165V148H164ZM188 147H190V149H189ZM75 148H76V149H79V150H78L79 152H80L82 149H84L83 151L80 152L81 156H80V157L78 156L76 159L73 157V156H75L76 154H78V153H77L78 151H77V152H74V151H76ZM102 148H100V149H102ZM119 148H120V147H119ZM119 148H118V149H119ZM129 148H130L131 150H130ZM156 148H158V149L160 148V150H158V149H156ZM185 148H183V149H185ZM227 148H228V150L231 152V154L229 153V151L227 152ZM236 148H238V150H237ZM245 148H247V149H245ZM252 148H253V150H254L253 153H252V152H249V150H248V149H250V151H252V150H251ZM256 148H257V147H256ZM80 149H81V150H80ZM118 149H117V150H118ZM147 149H148V151H147ZM183 149H182V150H183ZM199 149H200V150H199ZM221 149H222V150H221ZM239 149H240V150H239ZM8 150H9V153H8ZM12 150H13V153H12V154H14V153H15V154H14V155L11 154V156H10V153L12 152ZM19 150H20V151H19ZM27 150H28V151H27ZM29 150H31V151H29ZM35 150H36V151H35ZM103 150H104V149H103ZM103 150H102V153H103L104 151H106V150H104V151H103ZM156 150H158V151H161V150H162V151H161L160 153L157 151L158 154H156V152H155ZM166 150H167V151H166ZM211 150H212V149H211ZM235 150H236V151H235ZM247 150H248V151H247ZM1 151H3V153H1ZM10 151H11V152H10ZM15 151H16V152H15ZM17 151H18V153L20 152V153H21L20 155H22V156H24V157H21V156L17 153ZM24 151H25V153H24ZM99 151H100V150H99ZM107 151H108V150H107ZM140 151H141V152H140ZM183 151H184V150H183ZM238 151H239V152H238ZM241 151L243 152V153H242V156H240V155H241ZM26 152H29V153H26ZM91 152L93 153L94 151L91 150ZM91 152H90V153H91ZM95 152H96V151H95ZM152 152H155L156 155H155L154 153L152 154ZM178 152H179V153H178ZM193 152H192V153H193ZM244 152H245L246 155H243ZM247 152L250 153V154L247 155V154H248ZM22 153H24V154H22ZM30 153H32V155H31ZM99 153H101V151H100ZM106 153L108 154L109 152H106ZM169 153H170V152H169ZM203 153H204V154H203ZM233 153H234V154H233ZM235 153H236L238 156H237ZM251 153H252V155H253V154L255 155V158H256V159H254L255 162L253 161V158H254V157H251V156H252ZM1 154H2V155H1ZM86 154H85V155H86ZM95 154H98V152H96ZM107 154H106V155H107ZM138 154H137V155H138ZM170 154H171V153H170ZM183 154L181 153L180 155H183ZM226 154L228 155L227 157H226ZM5 155H6V156H5ZM52 155H53V156H52ZM78 155H79V154H78ZM85 155H83V157H84ZM87 155H89V154H87ZM108 155H109V154H108ZM111 155H112V154H111ZM111 155H109V156L112 157L113 160L115 159V160H116V163L118 164L117 159L114 158L115 156H113V155L111 156ZM128 155H127V156H128ZM150 155H151V156H150ZM188 155H189V154H188ZM229 155H232V156L235 155V156L237 157V159H236L235 156H233V157L230 156V157L232 158V159H231V158L229 157ZM1 156H2V158H1ZM13 156L16 157V158H18V159H16V158L14 159ZM17 156H18V157H17ZM25 156H32V157H25ZM119 156H120V154H119ZM122 156H123V157H122ZM127 156H126V157H127ZM138 156H139V155H138ZM143 156H145V155H143ZM166 156H165V157H166ZM170 156H171L173 159L169 160V159H170V158H169ZM190 156H191V155H190ZM239 156H240V157H239ZM249 156L252 158L251 160H252L255 164H250V163L248 164V163H247V166H246V167H249V166L251 167V168L249 167V170H248V168H246V167H245L246 169H244V168H240V167H242V165H241L240 167H238V166L240 165L241 161H243L244 158H246V160H247V159L249 160V158H250ZM4 157H5V158H4ZM8 157H9V159H8ZM75 157H76V156H75ZM105 157H106V156H105ZM107 157H108V156H107ZM129 157H127V158H129ZM136 157H137V156H136ZM150 157H151L152 162H150V160L147 159V158L150 159ZM228 157H229L230 159H229ZM248 157H249V158H248ZM11 158H12V159H11ZM72 158H73V160H72ZM108 158H109V157H108ZM112 158H111V161H112ZM124 158H125V157H124ZM168 158H169V159H168ZM188 158H190V157H188ZM191 158H192V157H191ZM201 158H204V157H203V156H200V159H201ZM233 158L236 159V160L234 161ZM2 159H3V160L6 159V160L3 161ZM69 159H70V160H69ZM74 159H75L76 162H74ZM100 159H102V162H101ZM136 159H137V158H136ZM145 159H147V161H146ZM205 159H206V158H205ZM226 159H227V161H226ZM238 159H239V160L242 159V160L238 161ZM82 160H83V161H82ZM109 160H110V159H109ZM123 160H124V159H123ZM194 160H195V161H194ZM206 160H208V159H206ZM216 160H217V161H216ZM218 160H219V161H218ZM223 160H224V162H222ZM230 160H231V162H228V161H230ZM248 160H247V161H248ZM90 161H91V162H94L95 164L92 163V164H93V165H92V164L90 163ZM140 161H141V160H140ZM142 161H141V162H142ZM144 161H145V162H144ZM175 161H177V162H175ZM236 161L239 163V165H238V166L236 165V166L240 169V171L237 170V169H238L237 167H234ZM35 162H36V163H35ZM114 162H115V161H114ZM141 162H140V163H141ZM163 162H166V161H163ZM186 162H188V161H186ZM226 162H228V164H226V166L229 165V163H230V165L227 166L228 168L225 167V164H224V163H226ZM248 162H250V160H249ZM253 162H252V163H253ZM257 162H258V164H256ZM15 163H16V164H15ZM51 163H52V164H51ZM108 163H110V164L108 165ZM111 163L113 164V162L108 161L107 163H104V164H105V165L107 164V166H106V168H107V167H110ZM132 163L134 164L133 166L131 165ZM172 163H171V164H172ZM174 163H173V164H174ZM261 163H262V165H261ZM53 164H54V165H53ZM87 164H88V165H87ZM171 164H170V165H171ZM184 164H183V166L185 167ZM193 164H194V165H193ZM231 164H232V165H231ZM241 164H242V163H241ZM43 165H44V166H43ZM105 165H104V166H105ZM113 165L116 166V167H118L116 164H113ZM142 165H141V166H142ZM160 165H165V166H164V168H162V169H161V168H158L159 170H157V168H155V167H159ZM248 165H249V166H248ZM252 165H254L257 169H255V167H253ZM259 165H260V166H259ZM31 166H32V167H31ZM34 166H35L36 168H35ZM104 166H103V168H105ZM135 166H136V167H135ZM147 166H148V167H147ZM174 166H176V165L174 164ZM174 166H173V167H174ZM230 166H233L236 170L233 169V167H230ZM18 167H19V168H18ZM30 167H31V168H30ZM46 167H47V168H46ZM87 167H89V169H87ZM143 167H144V165H143ZM161 167H162V166H161ZM184 167H182V168H184ZM207 167H208V170L210 169V172H211V173H212L213 170H214L213 174L215 173V175H216V176L213 175L214 177L211 175L212 178H213V180L211 179V177L208 178V179H210L211 181H209V180L207 181V177L210 176V174H209L208 176L206 175V171H207L206 168H207ZM209 167H210V168H209ZM229 167H230V168H229ZM33 168H35V174H37V176H38V174H42L43 176L39 175V177H38L39 179H36L37 177L33 176V175H35V174H34V169H33ZM49 168H50V169H49ZM85 168H86V169H85ZM110 168H112V165H111ZM146 168H145V169H146ZM218 168H219V167H218ZM224 168H226V169H224ZM56 169H57V170H56ZM117 169H118V170H117ZM126 169H127V170H126ZM136 169H137V170H136ZM141 169H142V168H141ZM223 169H224L226 172H223V171H224ZM232 169H233V170H232ZM241 169H242V171H241ZM251 169H252V171H251ZM258 169L261 170V171L259 170L261 173L258 174L259 176H261V178L259 177V180H258L259 182L256 183V182H255V181H257V180H256V177L254 178L253 175L256 174V172H257ZM47 170H48V171H47ZM49 170H50V171H49ZM106 170H107V169H106ZM108 170H109V169H108ZM195 170H196V172L194 173ZM211 170H212V171H211ZM227 170H229V171L232 172V174H233V177L230 176L231 179H232V183H231L232 185H231V186L234 185V186H236V187L238 188V190H237L236 188H234V189H236V190L238 191V193L235 191L237 194H234V195H233V194H232L233 191L230 192V190H229V188L231 189V187H229V188L226 187L227 184L229 183V182H227V181L230 180V179H228V178H230V177H228V178H227L228 180H227V179L225 178V176H224L225 174H226L227 176H229L228 174H229L230 172L228 173ZM244 170H245V172H244ZM255 170H256V172H253V171H255ZM60 171H61V172H60ZM110 171H108L107 173H109ZM116 171L119 172V173H121V174L117 173V174H119V175H116V174H115ZM121 171H122V170H121ZM143 171L140 170V172H143ZM238 171H239V172H238ZM246 171H247V174H248V175H247V174L244 175V174L246 173ZM248 171H249V172H248ZM250 171H251V172H250ZM13 172H15V175H16V173H17V175H16V177L18 176V177H17V180H16V179H15V180H13V179L10 180V178L7 176V174L10 175V173L12 174ZM37 172H40V173H37ZM52 172L54 173L55 176H59V177H54V175H51V176H50V174H52ZM63 172H65V173H63ZM104 172H105V173H104ZM167 172H168V174H167ZM173 172H174L175 174H177V176H174ZM199 172H200V171H199ZM208 172H209V171H208ZM210 172H209V173H210ZM240 172H242V173H240ZM243 172H244V174H243ZM252 172H253V174H250V173H252ZM94 173H95V174H98V176H99L100 174H102V173H103L102 175L105 174V175H104V180H102V178H101V180H100V178H99L98 176H96L98 181H95L96 178L94 179V177H93V176H94ZM238 173H240V174H238ZM254 173H255V174H254ZM257 173H258V172H257ZM183 174H182V175H183ZM217 174H218V176H219L220 178H219V179L217 178V180H216L215 177H218ZM236 174H238L239 176H238V175L236 176ZM241 174H242V175H241ZM120 175H121V176H120ZM151 175H152V176H151ZM160 175H161L162 177H160ZM169 175H170L171 177H169ZM192 175H193V176H192ZM198 175H199V174H198ZM198 175H197L196 177H198ZM250 175H251V176H250ZM20 176H21V177H20ZM52 176L54 177V179L52 178ZM100 176H101V175H100ZM122 176L125 178L123 181L121 180V179H123ZM191 176H192V177H191ZM227 176H226V177H227ZM244 176H247V177L245 178ZM256 176H257V175H256ZM48 177H49V178H48ZM101 177H103V176H101ZM176 177H177V178H176ZM190 177H191V180H190ZM199 177H201V175H199ZM236 177H238L237 180H238V179H240V180L242 179V180H241V181H240V180L237 181V180H236ZM240 177H242V178H240ZM20 178H22V180H21ZM44 178H45V179L47 178L46 181H45ZM50 178H52V179H51L52 181H48ZM150 178H152L153 180H151ZM248 178H249V179L251 178V180H252L254 183H253L251 180L248 182V180H249ZM23 179H24L26 182H28V183L31 182L32 187H31V186H30V187H31V188H35V189H31L30 187H28L29 184H28V186H27V183L24 182ZM35 179H36V180H35ZM42 179H44V182H43L44 184L42 183V181H43ZM92 179H94V181H93ZM108 179H109V181H108ZM157 179H158V178H157ZM178 179H177V180H178ZM187 179L190 180V184L192 185V187L188 184L187 181H189V180H187ZM193 179H194V178H193ZM195 179H196V178H195ZM199 179H201V178H199ZM202 179H203V178H202ZM214 179H215V180H214ZM253 179H254V180H253ZM257 179H258V176H257ZM61 180H62V181H61ZM90 180H92V181H90ZM111 180L113 181V184H112ZM119 180H121V182H126V183H121ZM150 180H151L152 184L154 183L153 185L151 184V186L149 185V184H150ZM164 180H165V181H164ZM179 180H180V179H179ZM184 180H186V183H187V184L184 183V182H185ZM218 180H219V181H218ZM225 180H226V183H225ZM235 180H236L237 182H236ZM243 180H244V182H243ZM260 180H262V181L260 182ZM65 181H66L67 183H65ZM116 181H117V182H120V183H118V184L120 185V187H121V185H126V184H127V185H128V186H126L127 188H126V187H125V188H120V187H118V184L116 183ZM153 181H154V182H153ZM108 182H109V184H107ZM130 182H131V181H130ZM135 182H136V183H135ZM160 182H157V184H158V183L161 184ZM182 182H183V183H182ZM200 182H198V186H197L198 189H196V190H199V191H200L199 187L201 188V185H203V183L200 184ZM222 182H223V184H221ZM230 182H231V180H230ZM247 182H248V183H247ZM262 182H263V183H262ZM41 183H42V184H41ZM142 183H143V182H142ZM144 183H143V185H145ZM174 183H175V184H174ZM176 183H177L178 185H177ZM239 183L242 184V186H241V189H242V190L240 189V186H238ZM245 183H246V186H245ZM259 183L261 184L260 187H259V185H260ZM31 184H30V185H31ZM51 184H53V186H52ZM116 184H117V185H116ZM129 184H130V183H129ZM181 184L184 185V188H183V186H182ZM219 184L222 185V186H220ZM243 184H244V186H245V189H244V190H243V188H242V187H243ZM247 184L249 185V187H248ZM251 184H252L253 186H252ZM255 184H257V185H255ZM258 184H259V185H258ZM1 185H2V182H1ZM50 185H51V186H50ZM76 185H81L82 187H83V186H87V187H89L90 189H88V188H87V189H81L80 192H79L78 194H76L75 191H74V187H75ZM141 185H142V184H141ZM148 185H149V186H148ZM155 185H156V184H155ZM162 185H163V184H161L160 186L156 187L157 190H159V187L161 188ZM164 185H166V184H164ZM164 185H163V186H164ZM188 185H189L191 188H188V187H189ZM204 185H203V186H204ZM223 185L225 186V189L227 188L229 191L225 190ZM229 185H230V184H229ZM239 185H240V184H239ZM254 185L257 186V187H255ZM33 186H34V187H33ZM208 186L210 187V188H209L210 191L208 190ZM250 186H251V187H250ZM1 187H2V186H1ZM1 187H0V189H1ZM122 187H123V186H122ZM164 187H166V186H164ZM185 187H186V188H185ZM197 187H196V188H197ZM219 187H220V190L222 189L221 187H223V193L226 192V191L228 192V193L226 192L228 195H226V193L223 194V193L221 192V194H223L224 196L226 195V198H223L222 195H220V193H219V195H220V198H219L218 192L216 191V190H219ZM261 187H262V188H261ZM68 188H69V189H68ZM137 188H138V192L136 191ZM151 188H152V189H151ZM202 188H203V187H202ZM257 188H259V190H258ZM3 189H5V188H3ZM185 189H187V190H185ZM232 189H233V188H232ZM246 189H248L249 191H247ZM250 189H251L252 191H251ZM254 189H256V190L254 191ZM19 190H20V191H19ZM157 190H156V191H157ZM189 190H190V191H189ZM240 190H241V193H240ZM257 190H258V192H257ZM261 190H263V191H261ZM15 191H16V192H15ZM143 191H144V192H143ZM145 191H146V192L148 191V193L150 194L149 197L147 196L148 193L145 195V196H147V197H145V196L142 197V195H144V194L146 193ZM152 191H153V192H152ZM183 191L181 192L182 194H184ZM221 191H222V190H221ZM245 191H246V193H245ZM21 192H24V195H23V194L21 195ZM140 192H142L143 194H140ZM157 192H158V191H157ZM159 192H160V191H159ZM174 192H173V193H174ZM178 192H177V193H174V195H175V194H178ZM194 192H195V193H198V192H196V191H194ZM216 192H217V193H216ZM229 192H230V194H232L233 196H235V195L242 196V195H240V194H243V195L245 194V195H246V196H242V198L240 197V202L238 201L239 204H241L240 207H239V206H238V207L236 206L238 203H237L236 205L233 204V205L236 206L235 209H234V207H230V208H229V206H224V205H223V204H224L223 202H221V203H223V204H219V202H220L219 199H221V198H222L221 201H225L226 199L229 200L230 197H232L231 200H230V202L233 200V198H234V199L236 198V199L239 200V198H237L238 196H237V197H233V196H231V195L229 194ZM235 192H234V193H235ZM243 192H244V193H243ZM249 192H250V193H249ZM256 192H257V193H256ZM55 193H56V194H55ZM58 193H59V194H58ZM170 193H171V192H170ZM181 193L179 192V195H180ZM186 193L182 196V198H183L184 196H186ZM199 193H200V192H199ZM212 193H213L214 195H213ZM247 193H249V194H247ZM254 193H255V194H254ZM156 194H157V195H156ZM200 194H201V193H200ZM250 194H251V196H250ZM253 194H254V195H253ZM32 195H34V196H32ZM35 195H36L38 198L36 197V199H35V198H34ZM106 195L109 196V199H108V200L105 199V197H104V196H106ZM134 195H135L136 197H134ZM140 195H141V196H140ZM172 195H173V194H172ZM172 195H171V196H172ZM179 195H176V197L179 196ZM198 195H199V194H198ZM211 195H213L214 199H215V198L217 199L216 201H219V202H217L219 205L216 204V206H215L216 209H218V210H216V209L213 207V205L216 203L215 200L213 199V197H212V200H214L215 203L213 204V201H212V206H210V207H211L212 209H213V208H214V209L212 210V209L209 208V204L211 203V201L209 202V200H210V199H209V196H211ZM216 195H217V196H216ZM23 196H24V197H23ZM73 196H75L74 198H77L78 200L73 199V198H72ZM99 196H100V197H99ZM132 196H133V197H132ZM138 196H139L140 198H139ZM180 196H181V195H180ZM188 196L186 197L187 200H188ZM215 196H216V197H215ZM56 197H57V198H56ZM141 197H142V201H143L142 203H141V200H138V199H141ZM204 197H203V195H202V196L200 195V196L198 197V199H199V200H203ZM243 197H245V200L243 199ZM33 198H34L35 201L33 200ZM111 198H112V199H111ZM137 198H138V199H137ZM179 198H180V199H179ZM184 198H185V197H184ZM210 198H211V197H210ZM218 198H219V199H218ZM21 199H22V200H21ZM31 199H32V201H31ZM57 199H58V200H57ZM115 199H117L116 202H114ZM242 199H243V201H242ZM29 200H30V201H29ZM43 200H44V201H43ZM104 200H105V201H104ZM127 200H128V201H127ZM137 200H138V201H137ZM187 200H185V202H188ZM199 200H197V203L200 202ZM227 200H226V202H227ZM19 201H16V205H17L16 207H15V205H14L15 203H13V205H14V206H13V207H14L13 209H15L14 211H12V209L10 208L11 206L9 207V208H10V209H9V212H11V211H12L11 213H13V212L15 213V211L18 212L17 209H19V208H18L19 204H17V203H19ZM38 201H39V202H38ZM47 201H48V203H49V202H50V203H53V202L56 203V202H57L58 204H56V205H54V203H53V206H54V207L52 206V204H50V205L52 206L53 209H55V206H57V207L59 208V210H58L59 213H60V210H61L63 213H62V214H61V213H60V214L56 213V212H57V208H56V211H54V210L51 208V206H49V204H48V205L45 204ZM52 201H53V202H52ZM89 201H90V202H89ZM91 201H93V202H92L93 204H94V202H95L96 206H94L95 204L92 205ZM139 201H140V202H139ZM204 201H206V199H204ZM35 202H36V204H35ZM42 202H43V204H45L46 207L42 204ZM87 202L91 203V204H90V207H89L90 210L93 209V208H95V209H93V210H91L90 212H88L87 208H88L89 204H88ZM181 202H182V204H181ZM228 202H229V201H228ZM230 202H229V203H230ZM232 202L236 203L237 200H236V201L233 200ZM232 202H231L230 204H232ZM21 203H23V202H20V204H21ZM24 203H23L22 205H24ZM37 203H39L40 205L37 204ZM79 203L81 204L80 206H79ZM97 203H98V206H97ZM99 203H100V204H99ZM206 203H207L208 205H207ZM242 203H243V204H242ZM7 204H8V206H9V204H11V202L9 201ZM59 204L62 205V206L59 207V206H58ZM227 204H228V203H227ZM246 204H248V205L246 206ZM250 204H251L252 206L254 205L255 207H254V206H253V207L251 206V207H252V208H251V207H250ZM257 204H258V205H257ZM22 205H20V206H21V209H22ZM42 205L47 209V211H48V210L50 211V212L48 211V212H49L48 214H50V215H47L48 218H47V216H46L47 211H46L45 208H42ZM82 205L84 206V208H86L85 210H84V208H83ZM87 205H88V206H87ZM105 205H107V208H108V210H109V213H108V210H107V208H106ZM108 205L114 207V209L123 210V211H126V212L132 214V216L129 217V221H130V218H133V220H132L130 223L127 222V223H126L127 225H126L125 223H122V224H121V223H120L121 221L118 219L119 216L117 217V215H112V213H111L110 211H111L113 208H109ZM193 205H194V206H193ZM197 205H196V206H197ZM210 205H211V204H210ZM221 205H222V206H221ZM20 206H19V207H20ZM75 206H79V207L82 206V207H81V208L83 209L82 211H84V213L81 211L82 216H81V214L79 213L81 209L78 208V209H79V210H78ZM85 206H87V207H85ZM91 206H92V207H91ZM101 206H103V207L100 208ZM201 206H200V207H201ZM217 206H218V207H217ZM223 206H224L223 210H224V209H227V210L229 209L230 211L232 210L231 212H233V211H234V212H233V213H228V215H226L224 211H227V210H224V211H221V212H222V214H221V212H218V211H219ZM230 206H232V205H230ZM244 206H245V207H244ZM248 206H249V207H248ZM258 206H259V207H258ZM261 206H262V210H259V213H258V209H261ZM49 207H50L51 209H48ZM62 207H63V208H62ZM73 207H74V208H73ZM219 207H220V209H219ZM242 207H243V208H242ZM247 207H248V210H246ZM256 207H258V208H256ZM0 208H1V210H2V206H0ZM60 208H61V209H60ZM89 208H88V209H89ZM105 208H106V209H105ZM183 208H184V210H183ZM231 208H233V209H231ZM239 208H240V209H239ZM249 208H250V210H249ZM23 209H24V206H23ZM30 209H31V210H30ZM62 209H63V210H62ZM74 209H75V211L73 212V214H75V218H73L74 216H73V214L71 213ZM110 209H111V210H110ZM139 209H140V210H139ZM194 209H196V210H194ZM237 209H238L239 211H238ZM242 209H243V210H242ZM254 209H255V210H254ZM10 210H11V211H10ZM69 210H70V211H69ZM97 210H99V211H97ZM100 210H102V212H101ZM105 210H106L107 212H105ZM221 210H222V209H221ZM229 210H228L227 212H229ZM256 210H257V211H256ZM2 211H3V210H2ZM51 211H52V212H51ZM76 211H78V212H77V213H78L77 215H76ZM85 211H87V212H85ZM186 211H187V212H186ZM190 211H192V213H191ZM195 211H198L197 213H200L201 215H200V214H198L197 216L194 215L193 212L196 214ZM215 211L218 212V214H217V212H216V216L213 215V214H215ZM243 211H244V213H243ZM19 212H20V210H19ZM45 212H46V213H45ZM54 212H55L56 215L58 214L59 216H57V217H56V216H53V215H55V214H52V213H54ZM64 212H66V214H65ZM67 212H68V214H67ZM91 212H92V213H91ZM96 212H97V213H96ZM223 212H224V214H225L226 216L223 214ZM227 212H226V213H227ZM239 212H240V213H239ZM260 212H261V213H260ZM70 213H71V214H70ZM104 213H105V215H103V216H105V218L102 216V214H104ZM106 213H108V216L106 215ZM110 213H111V215H109ZM186 213H188V214L191 213V216H192V217H191L190 215H189L190 217H187L188 214H186ZM250 213H251V214H250ZM254 213H256V214L258 215V216H256V218H254V217H255V216H254V215H255ZM262 213H263V215H262ZM43 214H44V215H43ZM51 214H52V215H51ZM63 214H64L65 217L69 218L68 220H67V218H66L67 222L69 221V222H68L69 224L66 223V220H65V219H62V218H65V217L63 216ZM99 214H101V215H99ZM185 214H186V215H185ZM219 214H221V215H219ZM229 214H230V215H229ZM61 215H62L63 217H60ZM71 215H72L73 217H71ZM83 215H84V216H83ZM94 215H95L96 217H94ZM222 215L225 216V218H223L224 222L221 221V220H222L221 218L223 217ZM244 215H245V216H244ZM259 215H260V217H259ZM52 216H53V217H52ZM69 216H70V217H69ZM89 216H91V217H93V218H91V217L89 218ZM202 216L204 217V219H206V218H207V219H209V218L211 219V218H212L213 221H214L216 218H218L217 216H219V218L216 219L217 221H215V222H216V224H215L216 226H215L214 224L212 225L213 221H211V220H209V221H211L210 223L207 222L208 220H206V221H202V220H204V219H201V218H203ZM214 216H215V217H214ZM221 216H222V217H221ZM247 216H248V217H247ZM249 216H250V217H249ZM55 217H56V218H55ZM77 217H79V218H78L79 221L77 220ZM101 217H102V220H101ZM108 217H109V218H108ZM111 217H112L113 219H112ZM116 217H117V218H116ZM138 217H139V218H138ZM173 217H175L176 220L173 219ZM185 217H187V218L185 219ZM220 217H221V218H220ZM228 217H229V219H228ZM231 217H232V218H231ZM57 218L60 219V220L62 219V220L60 221V220H58ZM81 218H82V219H81ZM83 218H86L87 220H88V219H94V218H95L94 220H92L93 222H91V220H90V222L87 223L85 227L88 229V228L91 227V226H90V227L87 226L88 224H89V225H92V224H90V223H93L94 225L97 224V226H94V227H93V225H92L91 229H89V230L94 232V231H96L97 229H98V230L100 229L99 232L102 233L101 237H99V238L97 239V237H96V236L93 237V235H92L91 233L86 234V233H87V229H86V228H84V229L86 230L85 235H89L90 238H88V236L84 238V234H83V233H82V235H81V229L83 230V227H82L81 225H82L83 223L85 224L86 222L89 221V220H88V221H86V220L84 221ZM106 218H107V220H106ZM114 218H115V221H114ZM134 218H135V219H134ZM149 218H150V219H149ZM213 218H214V219H213ZM251 218H252L253 220H252ZM259 218H261V219H260V220H257V219H259ZM35 219H36V218H35ZM51 219H54V220H51ZM56 219H57V221H56ZM220 219H221V220H220ZM230 219H231V220H230ZM41 220H39V222H40ZM72 220H73V221H74V220H75V221L77 220V221H76L77 223L75 224V221L72 222ZM81 220L83 221V223H82ZM95 220H97V221H96V224L94 223ZM100 220H101V221H100ZM103 220H104V221H103ZM116 220H118V221H116ZM135 220H136V221H135ZM137 220H138V222H142V223H138ZM139 220H140V221H139ZM165 220H166L167 222H166ZM218 220H220V224H219ZM11 221H13V219H11ZM34 221H32L33 225H34V223H36V222H34ZM43 221H41V222H43ZM54 221H55V222H54ZM62 221H64L65 223L62 222ZM80 221H81V222H80ZM105 221H106V222H105ZM111 221H112V223L114 222L115 225H112ZM190 221H191V222H190ZM231 221H233V222H231ZM252 221H253V222H252ZM256 221H257V222H256ZM260 221H261V222H260ZM25 222H26V221H25ZM47 222H48V223H47V226H48V224L50 225L49 221H47ZM71 222H72V223H71ZM79 222H80V227L78 228L77 226H79V225H77V224H78ZM101 222H102V223H101ZM104 222H105V223H104ZM134 222H135V223H134ZM136 222H137L138 224H137ZM162 222H163V223H167V225H166V224H163ZM194 222H196V223H194ZM215 222H214V223H215ZM221 222H222L223 224H224L225 222L230 223V224H231V223L233 224L234 222H236L237 225H235V224H236V223H235V224H233V227H234V228L236 227L234 231L237 230V232H235V235H236V233H237V235H236L237 237L235 236V237H236V238H235V241H234V240H233V241H234L235 243H237L236 240H237V241H241V242H239V244H240V243H241V244L243 243V245H242L243 247H245L244 245H247V246H248L249 244L252 243V246H254V247H257V246H258V247H257V248H258V249H257L258 252H259V249L261 250V248L263 247V248H262L263 250L261 251L262 253H261V252H260V253H257V252H256V254H257L259 257L256 256V255H254V254H255L254 252L257 251V250H254V249H253L254 247H252L251 245H250V247H249L250 249H249L248 247H246L247 249H246V248L243 249V247H242V249H241V244H240V247H239V244H238V243H237L238 245H236V244L232 241L234 231H233V234H231L232 238L229 236V237H230L229 240H228V241H224V243L226 242V243L228 244V242H229V243L232 244V247L230 246V244L228 245L231 249H232V248L234 247V245H235V247H234L232 250H231L229 247H226L227 244L225 245L224 243H222V242H218L217 240H215L216 238H215V239L213 238V236H215L213 233L216 232L217 225H218V224H219V225L222 224ZM262 222H263V223H262ZM32 223H31V224H29V222H28V223H27V222L25 223V224H27V228H26V230H28V228H29V230H28V231H30L29 233L33 232V231H32V230H33V225H32ZM103 223H104V224H103ZM107 223H109V224H107ZM114 223H113V224H114ZM116 223H117V224H116ZM132 223H133L134 225H133ZM144 223H145V224H144ZM147 223H148V224H147ZM40 224H42V223H40ZM57 224H58V225H57ZM98 224H99V225H98ZM124 224H125V225H124ZM172 224H174V225H172ZM28 225H29V226H30V225L32 226V230L30 229V227H29ZM111 225H112V226H111ZM137 225H138V226H137ZM140 225H141L142 227H141ZM260 225H261L262 227H261ZM34 226H35V225H34ZM50 226H51V225H50ZM75 226H76L78 229H80L81 227H82V228L80 229V231H79V230H76V231H75V229H77ZM99 226H101V227H99ZM102 226H103V228H102ZM126 226H129V227H126ZM130 226H132V227L135 226L136 228H135V227L132 228V227H130ZM193 226H194V228H196V227L199 228V227H200L201 230H200V229L197 230V228H196L195 230H197L198 232H197V231H196V232H192L191 230H194V229H193ZM254 226H255V227H254ZM256 226H257V227H258V226L261 227V229H258V230H260V231H258V234L260 233V234L262 235V238L260 237V235H257V232H256V231H257V229H256L257 227H256ZM48 227H49V226H48ZM107 227H108V228H107ZM122 227H124L123 230L121 229ZM137 227H138V228H137ZM144 227H145V228H144ZM157 227H158L159 229H158ZM161 227H163V228H161ZM170 227H171V228H170ZM202 227H203V229H202ZM69 228H70V229H69ZM95 228H97V229L94 230ZM114 228H115V230H114ZM116 228H117V229H116ZM119 228H120V229H119ZM128 228H130V229L127 230ZM164 228H165V229H164ZM179 228H183L184 231H182V229L180 230ZM254 228H255V229H254ZM38 229H39V228H38ZM55 229H54L55 236H54V235H53V236H54V237L57 236L56 238H57V240H58V239H60V236H61V233H60V232H61V231H59V230L56 231ZM71 229H72V230L74 229L75 232L72 231ZM102 229H103V230H104V229L106 230V231L104 230L105 233L102 232V231H103ZM134 229H136V231H135ZM160 229H161V231H160ZM204 229H205V230L210 229V230L213 232V233L211 232V233L213 234V236H212V234H211V236H212V238L214 239L215 243H216V244H220V243H221V244H220V245H216L215 243H212L213 239L211 238L212 241H209V244H210L211 246H210V245H207V244H208V241H206V240H207V239L210 240V237H211V236H210V232H209L210 230H209V231H206V233L210 236V237H208V235H207L206 237H208V238L206 239V238L204 237V236H205V235H204V233H205V232H204V231H205ZM250 229H251V231H254V230H255V231L252 232V233H253V234H256V235H252L251 231H250V232L248 231V230H250ZM252 229H253V230H252ZM85 230H83V231H85ZM111 230H112V232H111ZM163 230H164V232H163ZM174 230H175V231H174ZM176 230H177L178 232H177ZM195 230H194V231H195ZM199 230H200V232H202V230H204V231H203L204 233L202 232L204 236H202V233L198 235L199 237H201V238H199L200 240H198L197 237H196L197 234L200 233ZM108 231H110L109 234H111L112 238L106 239V240H107V242H106L105 238H108V236H109V234L106 235V234L108 233ZM115 231H116V232H115ZM131 231H132V232L134 231V232L132 233ZM41 232H42V231H41ZM57 232H59V234H57ZM93 232H92V233H93ZM119 232H120L121 234H119ZM122 232H123V233H122ZM128 232H130V234H131V233H132V234L130 235ZM179 232H180L182 235H181V236H180V235L176 236ZM247 232H248V233H247ZM39 233H40V232H39ZM116 233H117V235H116ZM125 233H127V234L125 235ZM180 233H179V234H180ZM194 233H197V234H194ZM249 233H251V234H249ZM31 234H32V233H31ZM187 234H188V235H187ZM42 235L45 236L44 232H42ZM42 235H40L41 238L43 237ZM103 235H105V237H103ZM173 235H174V238L171 237V236H173ZM195 235H196V236H195ZM248 235H250V236L253 237L252 241H254L255 236L261 238V239H259V238H255V241H256V239H257V240L259 239V240H262V241H259V240H258L259 242H257V243H256V242H255V243H253V242L250 243L251 239H248L247 241L244 242V240H246V239H244V238L248 237ZM53 236H51V239H52ZM58 236H59V238H58ZM63 236H64V235H63ZM63 236H62V237H63ZM119 236H120V237H119ZM130 236H131V238H129V240L131 239V241H129V240L126 239V237L128 238V237H130ZM175 236L178 238V240L176 239ZM188 236H189V237H188ZM29 237H30V235L26 236L25 241L27 240V242H28V239H30ZM54 237H53V240L56 239V238H54ZM62 237H61V238H62ZM113 237H114V238H113ZM121 237H122V238H121ZM179 237H181V240H179ZM202 237H203V238H202ZM27 238H28V239H27ZM182 238H183V240H185V241H182ZM204 238H205V239H204ZM44 239L47 240V237H46V238L43 237L42 240H44ZM48 239H50V238H48ZM65 239L62 238L61 240H64V242L67 243L68 241L65 240ZM70 239H71V240H70ZM99 239H100V241H99ZM114 239H115V240H114ZM123 239H125V240H124V243H123V245H122ZM202 239H203V241H201ZM230 239H231V240H230ZM74 240H75V239H74ZM93 240H94V241H93ZM109 240H110V241L113 240V242L111 241V242H112V243H111ZM132 240H133V241H132ZM197 240H198V241H201V242H199V243H201V244H199V243L197 244V242H198ZM204 240H205L206 242H204ZM249 240H250V241H249ZM44 241H45V240H44ZM49 241H50V240H49ZM59 241H60V240H59ZM59 241L53 242V241L51 240V243H57V242H59ZM66 241H67V242H66ZM84 241H85V240H84ZM127 241L129 242L128 244H127ZM176 241H177V242H176ZM180 241L182 242V244H180V243H181ZM186 241L189 242V243H187ZM216 241H217V242H216ZM45 242H46V241H45ZM47 242H48V241H47ZM61 242H63V241H61ZM64 242H63V247H64ZM74 242H76V241H74ZM105 242H106V245H105ZM108 242L111 243V244H109ZM125 242H126V243H125ZM131 242H132V243H131ZM133 242H134V244H133ZM185 242H186V244H185ZM202 242H203L204 244H203ZM170 243H169V244H170ZM183 243H184V244H183ZM211 243H212V244H211ZM248 243H249V244H248ZM258 243H259L260 245H259ZM42 244H44L43 241H42ZM46 244H47V243H46ZM46 244H45V245H46ZM49 244H50V242H49ZM59 244H60V242L58 243L57 246H59ZM108 244H109V245H108ZM125 244H126V245H125ZM261 244H262V247H260ZM45 245H44V246H45ZM52 245H56V244H51V247H52ZM136 245H137V244H136ZM170 245H171V244H170ZM174 245H173V246H174ZM213 245L215 246L214 249H213V251H217L216 254L218 253V256H217V257H216V254H215V255L213 254V253H215V252H212V250H210V249H212L211 247H212ZM223 245H224L226 248H228V249L224 248ZM66 246H67V245H66ZM66 246H65V247H66ZM104 246H103V247H104ZM171 246H172V245H171ZM173 246H172V247H173ZM175 246H174V247H175ZM205 246H206V247L209 246L210 248L207 247V248H209V249H207ZM48 247H50V245H49ZM51 247H50V248H51ZM60 247H62V244H61ZM63 247H62V248H63ZM77 247H78V248H77ZM201 247H202L203 249H202ZM218 247H219L220 249H218ZM259 247H260V248H259ZM52 248H53V252H55V248H56V246H54V247H52ZM72 248H73V250H71ZM85 248H87L88 251H85V250H86ZM180 248H182V249L180 250ZM215 248H216V249H215ZM221 248H222V249H221ZM60 249H61V248H60ZM67 249H68V248H67ZM84 249H85V250H84ZM97 249H99V250H98L99 252L97 251ZM184 249H185V250H184ZM189 249L191 250V252L188 253ZM223 249H225V250H223ZM245 249L248 250L249 253H250V251H251V253H250V254L247 253V251H246ZM251 249H252V250H251ZM255 249H256V248H255ZM139 250H143V249L141 248V249H137V251L135 250L136 253H135V251H134V253H135L137 256H138L139 254L142 253V252L139 251ZM183 250H184V251H183ZM187 250H188V251H187ZM206 250H207V251H206ZM243 250H245L246 253L243 252ZM253 250H254V251H253ZM70 251H73V252L71 253ZM74 251H75V254H74ZM138 251H139L140 253H139ZM203 251H204V253H206V252L209 253V254L207 255V257H206V254L202 255V254H203ZM252 251H253V252H252ZM94 252H97L99 256L97 255V253H94ZM200 252H201V253H200ZM220 252H221L222 254H219ZM186 253H188V254L186 255ZM192 253H193V252H192ZM229 253H230V252H229ZM243 253H244V254H243ZM253 253H254V254H253ZM53 254H54V253H53ZM92 254H93V255H92ZM194 254H195V253H194ZM230 254H232V252H231ZM242 254H243V255H242ZM55 255H57V254H55ZM89 255H90L91 257H90ZM129 255H130V254H129ZM129 255H127V256H125V257H129ZM155 255H156V254H155ZM179 255L182 256V257L180 258ZM184 255H186V256H184ZM220 255H222L221 258H218ZM88 256H89V257H88ZM167 256H166V258H168ZM187 256H188V259H187ZM260 256H263V257H260ZM152 257H153L152 260H153L154 262L152 261V262H150V263H152V264L159 263V261H160L159 259H156L157 261H155V258H154L155 256H152ZM177 257H178V258H177ZM183 257H184V258H183ZM212 257H214V258H212ZM227 257H228V255H227ZM156 258H157V255H156ZM174 258H175V259H174ZM176 258H177V259H176ZM217 258H218V259H217ZM248 258H249V259H248ZM127 259H128V258H127ZM170 259L173 260V261L171 262ZM181 259H182V260H181ZM183 259H184V260H183ZM191 259H192V258H191ZM214 259H215V260H214ZM247 259H248V260H247ZM254 259H255V260H254ZM158 260H159V261H158ZM175 260H177L176 263H175ZM245 260H246V261H245ZM178 261H179V262H178ZM196 261H197V260H196ZM170 262H171V263H170ZM185 262H186V263H185ZM193 262H194V259H193ZM202 262H201V263H202ZM214 262H213V263H214ZM236 262H237V263H236ZM247 262H248V263H247ZM259 262H260V263H259ZM164 263H165V264H168V262H165V261H164ZM198 263L194 262V264H198ZM232 263H229V264H232ZM250 263H249V264H250ZM199 264H200V263H199Z\"/></svg>", "mask_w": 264, "mask_h": 264}]
</instances>
